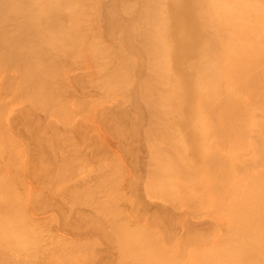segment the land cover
<instances>
[{
  "label": "bare ground",
  "instance_id": "obj_1",
  "mask_svg": "<svg viewBox=\"0 0 264 264\" xmlns=\"http://www.w3.org/2000/svg\"><path fill=\"white\" fill-rule=\"evenodd\" d=\"M84 1V0H83ZM105 1V0H104ZM120 1V0H119ZM122 2H123V0H121ZM143 2V4H142V2L141 3H137V2ZM243 2H244V0H242ZM248 1H250V0H246V4H243L240 0H239V2L238 3H236V0H138L137 2H136V4H139V6L138 7H140V9L139 8H137V10H139L140 12H134V14L135 13H137L136 15H134L133 16V14H131V13H133V11H134V9H136L135 8V4H134V6H132L133 4L130 2V0L128 1V0H126V1H124L125 3V5L122 3V2H118L117 3V5L116 4H114L113 3V5H115V6H117V7H119V5H120V8H116V9H120V10H123V12H121V16H122V18L121 19H123L124 18V21L123 22H121L122 20H120L119 18L121 17L119 14H118V12H115V11H118V10H116L115 8H113V7H111V8H113V10L115 9V11H113L112 13L111 12H108V11H110V10H107L106 8H104V10L102 11L103 12V14H105V12L107 11V14H105V15H107L106 16V18L109 16V13H110V15L111 16H109V21H108V18L107 19H105V20H107V21H105L106 22V28H107V31L110 33H108L107 35H113V34H111L112 33V31L113 30H117L116 32H118L119 30V32L118 33H121L120 34V36L122 35V37H123V42H124V44H123V46H124V49H125V47H127L126 49L128 50V52H130V53H128L127 51H125V53L122 51H120L119 50V48H121L120 46H119V44H116L117 45V47H115V48H118V50H119V54L118 55H116V56H121L122 57V60L119 62L121 65H122V67H121V65L119 66L118 64H115L114 65V63L113 64H111L112 65V70H111V65H110V63H112V62H109L110 60H109V58H107L106 57V55L109 57V55L107 54V52L105 53V52H103V54H104V56H105V58L103 59L104 61V63L103 62H100L99 63V65H102L101 67H103V66H105V65H103V64H106V68H108L109 69V67H110V69L109 70H107V73H105L104 72V67H103V71L102 72H104L105 74L103 75V77L105 78V79H108V77L107 76H109V79H108V81H109V85H111V88H112V86H116L119 90H121V91H124V89H125V86H127V84H125V82L124 81H126L127 79H125V74L127 75V77L126 78H128L131 74H132V76H130L129 77V79H130V82H131V87L130 88H128V87H126V88H128V89H130V92H128L129 90H127V93H125V94H129V96L131 97L130 99H133L134 101V105L136 104V105H141V109L140 110H137V108L135 109L137 112H135V113H133V115H134V119H136L137 120V118H136V114H138V112H139V114L141 113H144V112H146V115L147 114H149L150 116H149V118H150V121H148L150 124L145 128L146 129V131H145V129H144V127L142 128V129H144V131H145V134H144V136L146 135V136H149V138L150 137H152L154 134L155 135H157V133L161 136V132H160V130L162 129V133L163 132H165L166 131V135L170 132V135L173 133V128L171 129V131H170V129L168 128V126H167V122L166 123H164L165 122V120H167V117H169L168 116V114H169V112L168 111H166L165 109H167L168 107H167V105H169V110L172 112V113H174L172 116H170L171 118L170 119H175L176 120V122H180V124L181 125H183L184 126V128H182L181 130H182V135H184L185 134V136H186V138L184 139V143L182 144L181 142H180V139H178V134H175V132L173 133V134H175L174 135V137L177 135V141L176 142H178V140H179V144L177 145L178 147H179V145H182L183 147H180V149H179V154H178V151H176L177 149L176 148H174V146H173V149H172V147H170L171 145H170V143L169 142H167V144L169 145V149H167L166 150V148H164L165 149V151H163V150H161V153L163 154H161V155H156L155 156V154H160V150H157L159 153H154V152H151L150 151V149H148L149 147H150V145L149 144H147V142H151L150 144H152V145H155V146H152V147H155L156 148V144L157 143H159L160 141H158V140H156V141H154V139L155 138H157V136H155V138H154V136L152 137V138H154L153 139V141H150V140H145L146 139V137H145V139H143V142L145 143V141H146V143H145V147H147V149L145 148V151L147 150H149V156H150V152H151V154L153 153V155L152 156H150L149 157V159L151 160V162L153 163V166H152V164H149L148 165V167H146L147 166V164L148 163H145V169L147 168V169H149L150 168V170H148V172H147V175H145L146 174V172L145 173H143L146 177H148V178H145L144 180H147V181H150V179L152 180V181H150L149 183L147 182L146 183V187H145V185H144V187L145 188H147V189H149L150 191H149V193H151V195L150 196H148V197H154L155 198V196H152V194L154 193V194H156L157 196H160L161 194H159V192H157V193H155V191H153V190H155V186L157 185V183H156V181L160 184V182L161 183H164L165 185H162L163 187H165L164 189H166L167 187H166V184L168 185L169 183L170 184H172L173 186H174V188H177V187H185V188H187V192L189 193V195H190V199L192 198L193 200H189V198L187 199V198H185L183 201H185L186 199L187 200H189V201H193L194 203H195V201H200L201 199H202V201L203 200H205V194L206 193H208L209 192V195L211 194V197H209V198H211V201H208L209 203L207 204V205H209L210 204V206H211V203H212V201H213V199H214V195H215V191L217 192L216 194L217 195H215L216 196V207L217 208H219L220 209V211H221V214L225 217L224 219H223V227L225 228V230H224V234L221 232V234H222V236H220V238L218 239V240H212L211 242H212V244H211V246L207 249V251H199V249H201V250H203V249H205V247L203 248V247H201V240H202V238H200V236H199V238L201 239V240H199L200 241V244L199 243H197V242H199V241H195L196 242V244H199L198 246L199 247H201V248H199V247H197L196 248V250H197V252L196 253H193V251L195 250V248H193L192 247V245H191V247L194 249L193 251L192 250H189L188 251V253L189 252H191V254L189 255V256H195V254H197L198 252H200L201 253V257L203 258V256H204V254H205V260H204V264H264V129L262 130V129H260L259 127V125H258V128H259V130L258 131H256L257 130V126H255V127H253L254 129H252L251 128V125L252 124H257V123H254V121H255V118H254V116L256 115V113H259L260 111H258V110H261V114H262V112L264 113V104H262L263 102H261L260 103V101H259V105L260 104H262L263 105V107H261L260 108V106H262V105H258L257 107V109H256V107H254V105L253 106H251V104H250V106H249V102L248 101H245V103H244V101H241L242 103L241 104H243L244 103V105L243 106H240L241 107V109H243V111L242 110H240V108H239V100L236 98V96H237V93L241 90V91H243V90H245L246 89V91H248V93L249 94H247V92H246V95H249L248 97H250V94H252L253 95V92L255 93L256 91H257V89H255L256 87H260L261 85H263L262 83H257V77H259L258 75V73L256 72V73H254L256 76H254L253 77V71H257V69H258V67L260 68L261 67V65H262V67L261 68H263L264 69V66H263V64H261V65H259L258 63H257V61L256 60H258L259 59V57L260 56H262V57H260V59L261 58H263L264 57V41L262 42V44L260 43V39L262 38V37H258V39L256 40V43L258 42V44L257 45H263L262 47H260V46H255V49L258 51V54H260L259 56L258 55H256V50H253V48H254V45H253V41H254V44L256 45V43H255V40H251L252 42L251 43H249V41L248 40H245V45H244V47L247 45V47H245V48H248V51L249 52H246L247 51V49L244 51V49H243V51L242 50H240V49H242L241 47H239V46H241L242 45V43L244 42V40H242V38L245 36V35H247V38L246 37H244L245 39H248V37H249V40H250V36H251V32H253L254 30H253V28L251 27L252 26V23L254 22V20H253V22L251 23V21H252V19H251V17H249L248 18V13H247V15L246 14H244L245 16H247L246 18H248L247 20H245L246 18H244V15H243V13H242V10H243V6L246 8V6H247V8L250 6V5H252L251 3H249ZM252 1V3H253V5L252 6H254L255 4H257L260 0H251ZM258 1V2H257ZM261 1H263V3L262 4H264V0H261ZM73 2H77V5H78V7L76 8V7H73L74 5H72V4H74ZM86 2V1H85ZM94 1H92V3H93ZM97 2V1H96ZM95 2V3H96ZM111 2H113V1H110V3ZM79 3V4H78ZM109 3V2H108ZM109 3V4H110ZM123 4V6L122 7H124V8H121V5ZM134 3H135V1H134ZM260 3V4H261ZM88 3H86V5H87ZM91 3L89 2V5H90ZM94 4V3H93ZM127 4V5H126ZM131 6V7H134V8H132L133 9V11L131 10V7H129L128 8V6L129 5ZM132 4V5H131ZM142 4V5H141ZM76 4H75V6H77ZM84 8V7H86L84 4H82V2H80V1H77V0H0V60L1 61H3L4 59V61H6L7 63H8V65H7V63H5V64H3L4 62H0L1 64H0V66H1V68H2V66L3 65H5V66H8V68H9V64H13V66L11 65L10 67L12 68V67H14V65L16 66V68L19 66V67H21V69L20 68H17V70H15V71H17V73H19V72H21V73H23V75H24V73H26L25 75L26 76H21V73H19L20 74V79L22 80L23 79V81H21L20 79V81L21 82H28V81H30L29 79H32L31 81H35V84H37L39 81H47V80H49L50 79V77H52V75H53V72L55 71V70H57V69H62V68H60V66L58 65L57 66V64H56V66L58 67H56L55 66V64L54 63H52L54 60H53V57H55L54 59H55V63H58L59 62V64H61L62 63V65H63V62H61L60 63V61H58V60H60V57H61V59H62V57H63V60L64 59H66L68 56L65 54V53H67V54H72V53H77V52H81L82 50H81V47L78 49V47L79 46H81V44L79 45L78 44V47H77V44H75L74 42L75 41H77V43L79 42L78 41V39H79V37L83 34H85L84 32H86V31H88L87 29L90 27L87 23H86V25L87 26H89V27H87V28H85L84 29V27L83 26H86L85 24H81V23H79V20H77L78 21V23H76L75 21H74V16L75 15H78L79 13H77V12H79V10L82 8L81 6ZM98 5V4H97ZM112 5V6H113ZM141 5V6H140ZM258 5V4H257ZM257 5L256 6H254L255 8L257 7ZM71 6V7H70ZM110 6H111V4H110ZM114 6V7H115ZM79 7H81V8H79ZM97 7V9H98V6H96ZM95 7V8H96ZM125 7H126V9H129V11L127 10V11H125L126 9H125ZM251 7V6H250ZM79 8V9H78ZM81 9V10H88L87 8L85 9ZM93 8V7H92ZM246 8V9H247ZM253 7H251V9H252ZM259 8V7H258ZM89 9H91V8H89ZM96 9V10H97ZM257 9V8H256ZM256 9L254 10V13H255V11H256ZM68 10V11H67ZM112 10V9H111ZM120 10H119V12H120ZM253 10V9H252ZM251 10V11H252ZM65 11H67L68 12V14L70 15V16H68V14H66V12ZM132 11V12H131ZM136 11V10H135ZM251 11H249V12H251ZM64 12H65V16H66V21H67V19H68V17H69V20H70V23H68V22H66V24H67V28H64L63 26V24H65V23H63V22H60V20H62V16H64V15H62V13L64 14ZM100 12H101V10H100ZM100 12H99V14H100ZM114 12L116 13L115 15H117L116 17L114 16ZM126 12V13H125ZM130 12V14H131V17H128V15H130V14H128ZM125 13V14H124ZM138 13H139V18H138ZM262 13H264V12H262ZM81 14V13H80ZM123 14H124V16H123ZM128 14V15H127ZM260 14V16L262 17V15H261V12L260 13H258V15ZM60 15H62V16H60ZM82 15V14H81ZM101 15V14H100ZM119 15V16H118ZM257 15V14H256ZM83 16V15H82ZM103 16V15H102ZM126 16H127V18H130V19H128V21H129V23L127 22V23H125L127 20L125 19L126 18ZM136 17L137 16V18H134L133 19V17ZM249 16H252V14L250 13V15ZM259 16V17H260ZM61 17V18H60ZM87 16H85V22L87 21V18H86ZM115 17V18H114ZM119 17V18H118ZM59 18H60V20H59ZM77 18L79 19V18H82V17H80V16H77ZM88 18H89V16H88ZM118 18V19H117ZM253 18V17H252ZM258 17H256V19H257ZM263 19H264V17H262ZM113 19V20H112ZM132 19V20H131ZM135 19L137 20V21H135ZM250 19V21H248ZM260 19V18H259ZM12 20V21H11ZM64 20H65V18H64ZM131 20V21H130ZM134 20V21H133ZM83 21V20H82ZM81 21V19H80V22H82ZM101 21H103V20H101ZM256 21V23H258L257 22V20H255ZM8 22V23H7ZM12 22L13 23H15V25H16V29L15 28H13V27H10V25L12 24ZM75 22V23H74ZM84 22V23H85ZM89 22V21H88ZM136 22V23H135ZM5 23V24H4ZM90 23V22H89ZM122 23H125V24H122ZM262 23H264L263 21H262ZM4 24V25H3ZM9 26H8V25ZM62 24V25H61ZM66 24H65V27H66ZM83 25L82 27L79 25L77 28L79 29V27L80 28H82V29H84V31H83V33H81L82 32V30H78L77 28H75L74 26L75 25ZM247 24H251L250 26H248V27H251V29H249L248 27V30H244V26H246ZM69 25V26H68ZM102 25V24H101ZM8 26V30L7 31H5L3 28L4 27H7ZM104 26V25H103ZM253 26H254V24H253ZM257 26V25H256ZM259 26V25H258ZM262 26H264L263 24H262ZM92 27V26H91ZM10 28V29H9ZM14 30H16L17 32H16V34H14V32L15 31H13V29ZM242 28H243V30H242ZM258 28H260V27H258ZM12 29V31L10 32L9 30H11ZM90 29V28H89ZM105 29V28H104ZM103 29V30H104ZM119 29V30H118ZM256 29V28H255ZM95 30H97L98 31V29H94L93 30V34H94V32H95ZM251 30V31H250ZM253 30V31H252ZM260 30V29H259ZM48 31H50L51 33H48ZM78 31H80V33L78 32ZM96 31V32H97ZM105 31V30H104ZM107 31L105 32V35H106V33H107ZM246 32L247 34H244V32H243V36L240 34V32ZM247 31H250V35L248 34L249 32H247ZM103 32V31H102ZM115 32V31H114ZM12 33V34H11ZM19 33H22L21 35H19ZM97 33H99V32H97ZM253 33H256V32H253ZM92 34V32L90 31V35ZM104 34V33H103ZM82 35V36H83ZM89 35V36H90ZM100 35V34H99ZM106 35V36H107ZM236 35H241L242 36V38H239V37H237V38H239V39H241V41H243V42H240V44L239 45H237L236 44V47L238 48V49H234V47L232 46V45H235L234 44V41L237 39V38H234V36L236 37ZM249 35V36H248ZM261 35V34H260ZM82 36L80 37V38H82ZM88 36V35H87ZM103 36V35H102ZM114 36V35H113ZM112 36V37H113ZM232 36H233V39H232ZM240 36V37H241ZM263 36V35H262ZM84 37H85V35L83 36V39H84ZM91 37V36H90ZM95 37V36H94ZM109 37H111V36H109ZM122 37H120V38H122ZM254 37H255V34H254ZM89 38V37H88ZM115 38V37H114ZM114 38H112L113 40H114ZM119 38V39H120ZM251 38H253V37H251ZM260 38V39H259ZM83 39H81V40H83ZM93 39L94 38H92V41H93ZM100 39V38H99ZM111 39V38H110ZM111 39V40H112ZM239 39H237V40H239ZM255 39V38H254ZM264 39V38H263ZM81 40H80V42H81ZM232 40H234V41H232ZM260 40V41H259ZM71 41V42H70ZM247 41H248V43H247ZM235 42H237V41H235ZM95 43V42H94ZM118 43V42H117ZM120 43H122V41L120 42ZM97 44H100V45H98V48H95L96 50L97 49H101L102 50V47H101V43L98 41L97 42ZM97 44H94V46L95 45H97ZM244 44V43H243ZM74 45H76V46H74ZM115 45V46H116ZM253 46V48H251L250 46ZM72 46H73V49H72ZM92 47H93V45H91ZM119 46V47H118ZM250 48H249V47ZM91 47V48H92ZM97 47V46H96ZM108 47H110V46H108ZM232 47H233V49H232ZM243 47V46H242ZM69 48V49H68ZM77 48V51L75 50ZM94 48V47H93ZM113 48V47H112ZM110 49V50H112L113 52H115L114 51V49L115 48H113V49ZM258 48H260V49H258ZM231 49H232V51H235V50H237V53L236 52H234L236 55H232L231 53H232V51H231ZM251 49V50H250ZM80 50V51H79ZM88 50H90V48L88 49ZM96 50H94V52H96ZM101 50H100V52H101ZM104 50V49H103ZM121 50H123V49H121ZM241 52V56L243 57L244 56V58H246V59H244V58H242L241 56H239L240 55V52ZM91 51V50H90ZM90 51H88V52H90ZM99 51V50H98ZM97 51V52H98ZM231 51V53H230V55L231 56H235V57H233V59H231V57L229 58V56H228V58H229V60L230 61H226L225 60V62H227L228 63V65L229 64H232L233 66L235 65V63L237 62V61H239L238 59V57H240L241 59H242V61H239V63H241V64H239L238 62V64L241 66H239V65H235L234 66V68H233V66H230L231 67V70H229V72L230 71H232V72H230V74H228V75H230V76H232L233 77V75H234V78L236 79H234V78H232V82H235V81H237V82H235V84L233 83H231V82H229V83H227V82H225V80L223 79L224 78V76H223V73L225 74V72H226V70L223 72V70L224 69H226L225 67H226V65H225V67H223L222 68V65H220V62L221 61H223L222 59L224 58L223 57V55H225L226 56V58H227V53L228 52H230ZM252 51V52H251ZM254 51V52H253ZM262 52V53H260V52ZM121 52V53H120ZM238 52H239V54H238ZM243 52V53H242ZM248 53V54H246V53ZM116 53H117V51H116ZM116 53H114L113 55L115 56V54ZM233 53V54H234ZM244 53H245V55H244ZM250 53H255V55H256V57L254 56V54L252 55V54H250ZM56 54V55H55ZM60 54V55H59ZM67 56V57H64L65 55ZM74 54H73V57H74ZM82 54V53H81ZM100 53H98L97 55H98V57L99 56H101V55H99ZM101 54H102V52H101ZM102 54V55H103ZM120 54H130V55H120ZM131 54H133V56L131 55ZM62 55V56H61ZM77 55H79V54H77ZM94 55V54H93ZM248 55V56H247ZM252 55V56H251ZM9 58H8V57ZM53 56V57H52ZM76 56V55H75ZM80 56H82V55H80ZM96 56V55H95ZM132 57V58H130V57ZM124 57V58H123ZM220 57H223V58H220ZM249 57V59H251V57H255V58H257L255 61H256V64H258L256 67H254V68H252V69H256V70H252V71H250L249 72V69L252 67H250V61H252V60H249V62H248V58ZM7 58V59H6ZM28 58V60H26ZM34 58H36V60H33ZM52 58V59H51ZM57 58H59V59H57ZM71 58H72V56H71ZM78 58V57H77ZM80 58V57H79ZM103 58V57H102ZM101 58V59H102ZM114 58H116V57H114ZM235 58L237 59V61L235 60ZM3 59V60H2ZM8 59H11L12 60V62H11V60H9L10 61V63H9V61H8ZM33 60L32 62H37V61H39V62H37L36 63V67H35V69L33 70V64H32V62H29L30 60ZM38 59V60H37ZM68 60L70 59V57L69 58H67ZM97 59V58H96ZM108 59V61L107 62H109V64H107V62H106V60ZM118 59H119V57H118ZM26 61V63L27 62H29L28 63V65H25L24 64V62L23 61ZM50 60L52 61V62H50ZM56 60H57V62H56ZM63 60H61V61H63ZM80 60V59H79ZM94 60V59H93ZM232 60H233V63H231L232 62ZM247 60V62L250 64V65H248V63L247 64H245V69H244V63H245V61ZM74 61H75V59H74ZM100 61V60H99ZM236 61V62H235ZM244 61V62H243ZM254 61V60H253ZM254 61V62H255ZM258 61H260V60H258ZM263 61V60H262ZM261 61V62H262ZM43 62H46V65H45V63H43ZM47 62H49V63H47ZM71 62V61H70ZM76 62H78L77 60H76ZM75 62V63H76ZM83 62V61H82ZM82 62H81V64H82ZM254 62H252V64L254 63ZM22 63H23V65H24V67H23V65H22ZM30 63H31V65H30ZM38 63H39V65H38ZM44 64V66H43V64ZM84 63V62H83ZM96 63H98L97 61H96ZM221 63H224V62H221ZM40 64H42V65H40ZM50 64V65H49ZM52 64H54V67H51V65ZM77 64V63H76ZM32 67V69H31V67ZM96 65V64H95ZM107 65H108V67H107ZM110 65V66H109ZM118 65V68L116 67ZM227 65V66H228ZM243 65V66H242ZM246 65L247 66H249V67H246ZM255 64H253V66H254ZM26 66H27V68H29V69H26ZM44 68H43V67ZM48 66V68H54L55 69V67H56V69L55 70H53V71H51L52 72V75L50 76H48V74L49 73H51L50 72V69H46V67ZM67 66H69V64L67 65ZM140 67V69H141V71L143 72V68H144V70L146 69V73H144L145 74V76L143 77V75H142V78L139 76V77H137V75H135V71L134 70H136V71H139L140 69H139V67ZM39 67V68H38ZM120 67V68H119ZM229 67V66H228ZM236 67V68H235ZM240 67V68H239ZM0 68V69H1ZM10 68V69H11ZM16 68H14V69H16ZM40 68H43V69H40ZM106 68H105V70H106ZM135 68H137V69H135ZM260 68V69H261ZM10 69H9V71H10ZM18 69H20L19 71H18ZM24 69V71L25 72H22V70ZM38 69V70H37ZM40 69V70H39ZM45 69H46V71H45ZM67 69V68H66ZM102 69V68H101ZM131 69H133V70H131ZM223 69V70H222ZM228 69V68H227ZM233 69V70H232ZM234 69H235V71H236V69H241V71H239V73L240 72H242V73H240V75H239V73H238V71L237 72H235L234 71ZM248 69V70H247ZM259 69V70H260ZM262 69V70H263ZM5 70V67H4V69L2 70V71H4ZM29 70V71H28ZM33 70V71H32ZM43 70H44V72H43ZM47 70H49L48 72H47ZM60 70H57V72L59 73V71ZM96 70V69H95ZM110 70H111V74H110ZM121 70H123L122 72H124V73H122L121 72ZM128 70H131V73H129L128 72ZM243 70V71H242ZM258 70V71H259ZM31 71V72H30ZM37 71V72H36ZM40 71H42L43 72V75H45L44 77H40L41 75H38V74H41L40 73ZM62 71V70H61ZM100 70H98V72H99ZM132 71H134L133 73H132ZM141 71H139L140 73H141ZM245 71H247V72H249V74L247 73V72H245ZM46 72V73H45ZM95 72V71H94ZM97 72V73H98ZM108 72H109V75H107L108 74ZM139 72H136V74H138L139 75ZM235 72V74H237V76L235 75V74H233ZM245 72V73H244ZM34 73H35V76H31V77H29V75H34ZM37 73V74H36ZM54 73H56V72H54ZM129 75H128V74ZM143 73H141V74H143ZM231 73H232V75H231ZM253 75H252V74ZM122 74H124V76L122 75ZM226 74V75H227ZM248 74V75H247ZM258 74V75H257ZM37 75H38V79L39 78H43L42 80H38L37 79ZM47 75V76H46ZM56 75H57V73H56ZM56 75H55V78H58V76L56 77ZM97 75H99V74H97ZM101 75V74H100ZM99 75V76H100ZM135 75V80L136 81H131V80H133L134 79V76ZM227 75V76H228ZM241 75H243V76H245V77H240ZM246 75L248 76V77H250L251 75V77L249 78V79H247L248 77H246ZM261 75V74H260ZM264 75V74H263ZM262 75V76H263ZM60 76H62V75H59V78H60ZM84 76V75H83ZM99 76L97 77L98 78V80L100 81L101 80V78H102V76H100V78H99ZM236 76V77H235ZM22 77V78H21ZM33 77V78H32ZM46 77V78H45ZM75 77V76H74ZM107 77V78H106ZM229 77V76H228ZM227 77V78H228ZM237 77H238V79H237ZM240 77V78H239ZM253 77V78H252ZM25 78V79H24ZM28 80H27V79ZM53 79H54V75H53V77H52ZM50 79L51 81H47L46 82V84H48V83H51V84H53L54 82L55 83H57V80H53V79ZM62 78H63V76H62ZM76 78H77V76H76ZM81 78V77H80ZM79 78V79H80ZM96 78V77H95ZM103 78V80H101L102 82H104V79ZM230 78V77H229ZM243 79V82L244 81H246V79H247V81L248 82H242V79ZM256 79V82H255V84L257 83L258 85H260V86H255L254 87V83H253V80L252 79ZM8 79V78H7ZM16 79V78H15ZM125 79V80H124ZM225 79H226V77H225ZM235 81H234V80ZM241 79V80H240ZM245 79V80H244ZM251 79V81H249ZM259 79H261V77H259ZM6 80V79H5ZM54 82H53V81ZM60 80V79H59ZM59 80H58V82H59ZM95 80V79H94ZM224 80V82H222ZM227 80V79H226ZM262 80V79H261ZM8 81H12V80H8ZM63 81V80H62ZM97 81V80H96ZM127 81H129V80H127ZM127 81H126V83H127ZM231 81V80H230ZM242 82V85L245 87L244 89H241L239 86H241L240 84H239V82ZM263 81V80H262ZM19 82V81H18ZM53 82V83H52ZM124 82V83H123ZM129 82V83H130ZM135 84V88H133L134 87V85L132 86V84L133 83ZM252 83V84H250V87H252V91L253 90H255V91H251L250 90V92H249V90H247V88H246V86L248 85L247 83ZM261 82V81H260ZM7 83V82H6ZM55 83H54V85H55ZM60 83V82H59ZM79 83V82H78ZM81 83V82H80ZM86 83H87V81H86ZM94 83V82H93ZM108 82H105V85H103V83L101 84V86H102V89H103V87L105 86V88L107 89V87H106V84H107ZM125 84V86L123 85V84ZM23 83H20V85H22ZM65 84V83H64ZM64 84L62 85V83L61 84H56L55 86L57 87H59V86H63V88H64ZM82 84V83H81ZM80 84V85H81ZM99 83L97 82V85H98ZM229 84V85H228ZM238 84H239V86H238ZM256 84V85H257ZM1 85V84H0ZM8 85V84H7ZM12 85V84H11ZM14 86H15V83L13 84ZM12 85V86H13ZM42 85H44V84H40V85H38V87L36 88V90H34L35 88H33L32 86H29L28 87V89H30V90H32V92L29 90V94H27V95H29L30 97V101H31V99H32V101L31 102H34V103H36V104H39V105H41V106H44L45 108L46 107H53L54 106V103H56V104H58L59 103V105H61V103H60V101H62V102H64V101H66V99L64 98L63 100L61 99L60 100V98L62 97H59V92L61 91V92H63L62 90H61V88H62V86L61 87H59L60 89H58L57 90V88H56V90H57V94H56V92L54 93V92H51V90H52V88H48V89H50V93H48L46 90H48V89H46V90H44L45 92H43V91H41V90H39L38 88L40 87V88H42ZM93 85V84H92ZM95 85V84H94ZM123 85V86H122ZM25 85L23 84L22 86H20V88H22V87H24ZM26 86H28V84L26 85ZM46 86V85H45ZM68 86V85H67ZM72 86H74V85H72ZM77 86H79L78 84H77ZM76 86V87H77ZM83 86V85H82ZM96 86V85H95ZM99 86V85H98ZM98 86H96V87H98ZM235 86V87H234ZM237 86V87H236ZM5 87V86H4ZM18 87V86H17ZM123 87V88H122ZM247 87H249V86H247ZM12 88V87H11ZM16 88V87H15ZM14 88V89H15ZM25 88V89H24ZM24 88H22L23 90H27V88L26 87H24ZM33 88V89H32ZM62 88V89H63ZM65 88H67V87H65ZM64 88V89H65ZM68 88H69V86H68ZM75 88V87H74ZM101 88V87H100ZM133 88V89H132ZM237 88V89H236ZM238 88H240V89H238ZM243 88V87H242ZM3 89V88H2ZM5 89V88H4ZM17 89V88H16ZM21 89V90H22ZM38 89V90H37ZM113 89V88H112ZM123 89V90H122ZM251 89V88H250ZM263 88L261 87V90H262ZM10 90V89H9ZM65 90H67V89H65ZM77 90V89H76ZM82 90V89H81ZM105 90V89H104ZM117 90V89H116ZM2 91H5V90H2ZM12 91V90H11ZM15 91V90H14ZM36 91V92H35ZM38 91H41L42 92V95H43V93H44V96H45V94H46V92H47V95H51V93L52 94H56L55 96H57V97H53L54 95H51L52 96V99H50V100H52L51 102L49 101H47L46 99H44V101H42L43 99H41V98H43V96L41 95V92H39L40 94H38V95H41V96H37L36 94H37V92ZM53 91H55L54 89H53ZM79 91V90H78ZM78 91H76V93H78ZM240 91V92H241ZM260 91V89L258 88V92ZM30 92H31V94H30ZM125 92H126V90H125ZM215 92V93H214ZM219 92V93H218ZM244 92V91H243ZM244 92V93H245ZM3 93V92H2ZM34 93H36V94H33ZM65 93V92H64ZM75 93V94H76ZM218 93V94H217ZM243 93V94H244ZM9 94V93H8ZM12 94V93H11ZM26 94H23V95H26ZM239 94V96H237V97H239V98H241L240 97V95L242 94V92L241 93H238ZM263 94H264V91H263ZM33 95V96H32ZM35 95H36V97H35ZM60 95H61V93H60ZM64 95V94H63ZM245 95V94H244ZM255 96V98L257 97L256 96V94H254ZM257 95H258V93H257ZM49 96H47L48 98H50ZM128 96V95H127ZM127 96H126V98H127ZM26 97V96H25ZM31 97H33V98H31ZM34 97H35V99H34ZM37 97H41L40 99H38ZM70 98H71V96H69ZM68 97V98H69ZM76 97H78V95H76ZM262 97V96H261ZM264 97V96H263ZM13 98V97H12ZM39 100V101H42V103L40 104V103H38V102H36L37 101V99ZM54 98H56L57 99V101L55 102V99ZM216 99V102L214 101L215 99ZM235 98V99H234ZM243 98V97H242ZM251 98H253L252 96H251ZM255 98H254V100H255ZM58 99L60 100V101H58ZM130 99H128V101H130ZM214 99V100H213ZM258 99V98H257ZM257 99L255 100V101H257ZM260 99V98H259ZM35 100V101H34ZM49 100V99H48ZM125 100V99H124ZM220 101L221 100V102H218V101ZM242 100V99H241ZM252 101H253V99H251ZM263 100V98L261 99V101ZM14 101V100H13ZM27 101H29V100H26V102ZM47 102V106L46 105H43V104H45V103H43V102ZM76 101H78V99L76 100ZM127 100H126V102H128ZM211 101H213V102H215L214 103V105H213V103L211 102ZM235 101H237V105H236V103H235ZM117 102V101H116ZM133 102H132V104H133ZM222 102H223V104H222ZM246 102H247V104H246ZM29 103V102H28ZM48 103H50L49 104V106H48ZM66 103V102H65ZM79 104H80V102H78ZM83 103H84V101H83ZM122 104H123V102H121ZM125 103V102H124ZM131 103V101L129 102V104ZM212 103V104H211ZM219 103H221L222 104V107L223 108H225V107H227L228 108V110L229 109H232L233 107L232 106H235L236 108H234V110L235 111H237V109H238V112H239V110L242 112V115L243 116H239V118H238V115L240 114V112H239V114H237V112L234 114L233 113V116H231L232 115V113H231V117H229L230 119L231 118H233V120L235 119V117H237L238 118V120H237V122H235V123H237V125H232V124H234V121L232 122H230L229 121V119L227 118V115H228V113L227 112H229V111H227L226 112V114L227 115H223L222 116V111H224L223 109H222V107L220 106L221 104H219ZM251 103V102H250ZM32 104V103H31ZM52 104V105H51ZM64 104V103H63ZM62 104V106L64 107V108H66L67 107V103L65 104V105H63ZM79 104L77 105L78 107H79ZM85 104V103H84ZM114 104V103H113ZM213 105L214 107H212L211 105ZM219 104V105H218ZM7 105V104H6ZM28 105V104H27ZM59 105H55V109H56V111H57V108L59 107L60 108V106ZM74 105H75V103H74ZM81 105H83V104H81ZM125 104H123V106H124ZM135 105V106H136ZM164 105H166V106H164ZM218 105V106H217ZM225 105V106H224ZM228 105H232L231 107L229 106L228 107ZM247 105V106H246ZM8 106V105H7ZM23 106V105H22ZM61 106V107H62ZM126 106V105H125ZM128 106V105H127ZM131 106V108H133L134 109V107H132L133 105H130ZM129 106V107H130ZM201 108H200V107ZM221 107V109H222V111H221V109L219 108H217V107ZM238 106V107H237ZM256 106V105H255ZM77 107V108H78ZM116 107V106H115ZM138 107V109L140 108V106H137ZM163 107H166V108H163ZM243 107H245V112L246 111H248L247 113H244V108ZM248 108V110H247V108ZM5 108V107H4ZM26 108V107H25ZM30 108V107H29ZM33 108V107H32ZM31 108V109H32ZM58 108V109H59ZM68 108V107H67ZM76 108V109H77ZM86 108V107H85ZM116 108H118V107H116ZM119 108H121V107H119ZM130 108V109H131ZM212 108H213V111H212ZM217 109L216 111H215V109ZM227 108H225L226 110H227ZM252 108V109H251ZM3 109V108H2ZM27 109V108H26ZM36 109V108H35ZM40 109V108H39ZM43 109V108H42ZM70 109V108H69ZM68 109V110H69ZM84 109V108H83ZM133 109H131V111L133 110ZM255 109V110H254ZM1 110V109H0ZM19 110H24L23 108L21 109H19ZM28 110V109H27ZM51 110H53V108L51 109H49V112H51ZM72 110V109H71ZM79 110V109H78ZM104 110V109H103ZM109 110V109H108ZM116 110V109H115ZM122 110V109H121ZM124 110H125V108H124ZM128 110V107H127V109H126V111ZM143 110V111H142ZM234 110H232V112L234 111ZM250 110V111H249ZM251 110H252V112H251ZM58 111H63L62 109L61 110H58ZM58 111L55 113L56 115H59L58 114ZM76 111V110H75ZM86 111V110H85ZM99 111V110H98ZM102 111V110H101ZM107 111V110H106ZM206 111H208V114L210 113V111H212V113L213 114H215L216 116H214L215 117V120H214V118H213V116L211 115V116H209V117H212L213 119H212V121H211V119L209 120V117L207 116V114H205V112ZM218 111H220L221 112V114L218 112ZM234 111V112H235ZM256 111H258V112H256ZM45 112V111H44ZM49 112L47 113V114H49ZM54 111H52V113H53ZM65 112H67V114H70L67 110L65 111ZM78 112V111H77ZM109 112V111H108ZM114 112V111H113ZM124 112V111H123ZM167 112H168V114H167ZM215 112V113H214ZM256 112V113H255ZM5 113V112H4ZM28 113V112H27ZM82 113V112H81ZM102 113V112H101ZM112 113V112H111ZM110 113V114H111ZM119 113H121V112H118V115H117V120H118V122L117 123H119V119L120 120H127L128 121V118L132 115L131 114V112H130V110L128 111V112H124V115L125 116H122V114L123 113H121V116L119 117ZM126 113H127V115L129 116V114L128 113H130L131 115L127 118V115H126ZM165 113V114H164ZM180 113V115L178 116V114ZM203 113H204V115H206L208 118H207V121L206 122H212V124L209 122L208 123V125L210 126V124H211V127L212 128H210L209 127V130L210 129H212L210 132H212L213 131V133H215L216 132V129L215 128H219V129H217V133H215L213 136H214V138L216 139V138H218L219 139V141L220 140H222L221 142H222V144L223 143H226V145L229 143V145H228V147H230L232 144V139L233 138H235V139H233V144H234V142L237 140V138H238V142H239V144L237 145L238 146V148H239V152H241V155L240 154H237L236 153V151L238 152V148H237V146H236V144L234 145V147L233 146H231L232 147V150H234V149H236V151L233 153L232 152V150H231V147L230 148H227V146L226 145H222V146H224V148L221 146V142H219L220 144H217L218 143V139L217 140H215V139H213V140H215L214 142H215V144H217L218 145V147H217V149L219 148V146H220V149L221 150H224V151H226L225 153H226V155L224 156L223 154L224 153H222V155L224 156V157H221L222 155L221 154H219V150L220 149H214V151L213 150H211L213 147L210 145L211 143H208V145L206 144V142H208V139L207 140H205L206 142H204V141H201L202 140V138H201V140H200V136H198V135H195V137H194V134L195 133H199V134H201L202 133V135H204L203 134V132H205V118H204V116H203ZM207 113V112H206ZM211 113V114H212ZM245 115H244V114ZM255 113V114H254ZM22 114H23V112H22ZM24 114H25V112H24ZM32 114V113H31ZM61 114H64L63 112L61 113ZM114 114V113H113ZM113 114H111L112 116H113ZM116 114V113H115ZM139 114H138V116H139ZM218 114V115H217ZM220 114V115H219ZM223 114H225L224 112H223ZM237 114V115H236ZM251 114V115H250ZM29 115H30V113H29ZM132 115V116H133ZM145 115V116H146ZM164 115H166L167 117H166V119H164L165 118V116ZM234 115H235V117H234ZM241 115V114H240ZM248 115H250V116H248ZM264 115V114H263ZM14 116H15V114H14ZM21 116V115H20ZM35 116V115H34ZM37 116V115H36ZM60 116H66V115H59V117ZM69 116H71V114L69 115ZM69 116H67V117H69ZM218 116V117H217ZM221 116H222V118H223V120L224 119H227L228 121L226 122V120H224V123H229V124H231V126H233V127H235V128H230L232 131H230L231 132V134L233 133V131H235V129L237 130V134H234V135H236L235 137H234V135L233 136H230L231 134H229L230 132H228L230 129H228L229 128V126L228 125H226V124H224L223 123V120H222V118H221ZM256 116H258V115H256ZM262 116V115H261ZM32 117V116H31ZM106 117V116H105ZM121 117H126V119L124 118V119H122ZM142 117H143V115H142ZM147 117V116H146ZM173 117V118H172ZM218 118V121H217V118ZM244 117H245V119H244ZM247 117V118H246ZM249 117L250 118H252V119H249ZM264 117V116H263ZM25 118H26V115H25ZM24 118V119H25ZM62 118V117H61ZM70 118V117H69ZM236 118V119H237ZM241 118V119H240ZM12 119V118H11ZM15 119V118H14ZM23 119V120H24ZM32 119H34V118H32ZM36 119V118H35ZM103 119V118H102ZM106 119V118H105ZM235 119V120H236ZM248 119V122L247 123H245L246 121L245 120H247ZM257 119V118H256ZM1 120V119H0ZM19 120V119H18ZM28 119H25V121H26V123L28 122L27 121ZM30 120V119H29ZM37 120V119H36ZM62 120H66V118H63ZM67 120H68V118H67ZM70 120H71V118H70ZM108 120V119H107ZM129 120H130V118H129ZM209 120V121H208ZM250 120V121H249ZM253 122H252V121ZM257 120H260V118H258ZM262 120V119H261ZM260 120V121H261ZM13 121V120H12ZM15 121H16V119H15ZM51 121V120H50ZM49 121V122H50ZM102 121V120H101ZM32 122V121H31ZM35 122V121H34ZM49 122H47V125H49L48 123ZM62 122V121H61ZM67 122H69V120L67 121ZM79 122V121H78ZM82 122V121H81ZM136 122V121H135ZM216 122V123H215ZM242 122H244L243 124H242ZM12 123V122H11ZM44 123V122H43ZM54 123V122H53ZM80 123V122H79ZM121 123H123L122 121H121ZM127 123V122H126ZM130 123H132L131 121L128 123L129 124V126L128 127H130L131 125H130ZM213 123H215V124H219V126L220 127H218V125H217V127H215V124H213ZM221 123H222V125L223 126H227V130L226 129H224L223 128V126H221ZM250 123H252V124H250ZM262 123H263V121H262ZM19 124V123H18ZM22 124V123H21ZM38 124V123H37ZM71 124V123H70ZM70 124H68L69 126H70ZM75 124V123H74ZM78 124V123H77ZM116 124V123H115ZM148 124V123H147ZM245 124V125H244ZM249 125V126H247V125ZM261 124V123H260ZM0 125H1V123H0ZM3 125V124H2ZM11 125V124H10ZM28 125L30 126L31 124H29V122H28ZM46 125V124H45ZM66 125V124H65ZM72 125V124H71ZM85 125V124H84ZM122 125V126H121ZM121 125H118L119 126V128H120V130H117V128H118V126H116V127H114V129H112V130H115L114 132H119V134L118 135H122L123 133H125V132H127V131H125V130H127V124L125 125V126H123L124 125V123L123 124H121ZM170 125H171V122H170ZM27 126V125H26ZM28 126V127H29ZM39 126V125H38ZM59 126V125H58ZM80 126V125H79ZM133 129L135 128L134 126H135V123H133ZM139 126V125H138ZM263 126V125H262ZM262 126H261V128H262ZM2 128L1 129H3L4 127L3 126H1ZM42 127V126H41ZM45 127V126H44ZM49 127L52 129L51 131L52 132H54V129L56 128V127H54L53 125L52 126H50L49 125ZM54 127V128H53ZM63 127V126H62ZM107 127V126H106ZM170 127V126H169ZM171 127H173V125L171 126ZM177 125L176 126H174V131H177ZM248 127V128H247ZM264 127V126H263ZM11 128V127H10ZM14 128V127H13ZM16 129H18L17 127H15ZM32 128V127H31ZM40 128V127H39ZM47 128V127H46ZM64 128H66L65 126H64ZM83 128V127H82ZM81 128V129H82ZM118 128V129H119ZM121 128H123V130L121 131ZM126 128V129H125ZM131 128V127H130ZM130 128H129V132L131 131L130 130ZM161 128V129H160ZM208 128V127H207ZM207 128H206V131H207ZM256 128V129H255ZM0 129V130H1ZM15 129V130H16ZM20 129V128H19ZM24 129V128H23ZM35 129V128H34ZM34 129H31V130H34ZM36 129H38V127L36 128ZM43 129V128H42ZM63 129V128H62ZM81 129L79 130V132L81 131ZM213 129H215V132H214V130ZM224 129V130H223ZM250 129V130H249ZM13 130V129H12ZM11 130V131H12ZM27 130V129H26ZM50 130V129H49ZM71 129H68V132H67V130H63V131H66L67 133H71V131H70ZM77 130V129H76ZM77 130V131H78ZM83 130V129H82ZM87 130V129H86ZM225 130H226V132L229 134L228 136H227V133L225 134L224 132H225ZM262 130V131H261ZM3 131V130H2ZM56 131V130H55ZM59 131V130H58ZM84 131V130H83ZM94 131V130H93ZM121 131V132H120ZM125 131V132H124ZM143 131V130H142ZM167 131H168V133H167ZM179 131L180 130H178V132L177 133H179ZM224 131V132H223ZM255 132V133H257L256 135H260V136H258V137H260V138H258L259 139V141L257 140V147H258V149L256 148V151H257V153L255 152V150H254V154H252V155H254V157H253V160H254V158H255V162L254 161H252L251 159H252V157L251 158H248V157H250L251 155H250V153H248L250 156H248V154H246L244 151H249V152H251L252 150L250 149V144H252V143H249V141H251V140H248V135H250V134H248V132L249 133H251V132ZM1 132V131H0ZM26 132V131H25ZM34 132V131H33ZM37 132V131H36ZM85 132V131H84ZM87 132V131H86ZM91 132V131H90ZM90 132H89V135H90ZM113 132V133H114ZM123 132V133H122ZM160 132V133H159ZM209 132V133H210ZM240 133V135H239V133ZM262 133V134H260V133ZM1 133H4V132H1ZM13 133V132H12ZM17 133V132H16ZM45 133H46V131H45ZM50 133V132H49ZM120 133H122V134H120ZM134 133V132H133ZM213 133H211V135L213 134ZM14 134V133H13ZM28 134V133H27ZM38 134V133H37ZM43 134V133H42ZM57 134H59L58 132H57ZM72 134V133H71ZM75 134H76V132H75ZM82 134H84V133H82ZM87 134V133H86ZM85 134V135H86ZM109 134V133H108ZM107 134V135H108ZM129 134V133H128ZM245 134H248L247 136L245 135ZM2 136H3V138H5L4 137V135L3 134H1ZM17 135V134H16ZM20 135V134H19ZM32 135V134H31ZM33 135H34V133H33ZM33 135H32V137H33ZM77 135H79V133L77 134ZM81 135V134H80ZM79 135V136H80ZM92 135V134H91ZM90 135V136H91ZM96 135V134H95ZM125 135V134H124ZM123 135V136H124ZM127 135V134H126ZM142 135H143V133H142ZM158 135V136H159ZM181 135V134H180ZM179 135V136H180ZM206 135V134H205ZM210 134H209V136H211ZM239 135V137H237ZM245 135V136H244ZM253 135V134H252ZM255 135V136H256ZM2 136H0V137H2ZM6 136V135H5ZM28 136V135H27ZM36 136V135H35ZM38 136V135H37ZM48 136V135H47ZM51 136V135H50ZM62 136V135H61ZM64 136V135H63ZM133 136H134V134H133ZM140 136V135H139ZM143 136V137H144ZM159 136V137H160ZM163 136V135H162ZM161 136V137H162ZM207 137H208V134L206 135ZM213 136H211V139H212V137ZM215 136H217V137H215ZM225 136H226V139H227V141L226 142H223V141H225ZM229 136L231 137V138H229ZM241 136V137H240ZM244 136V137H243ZM25 137V136H24ZM23 137V138H24ZM39 137V136H38ZM38 137H35V138H38ZM40 137H41V135H40ZM40 137L38 138L39 139V141L38 140H36V142L38 141V142H41V140H40ZM75 137V136H74ZM98 137V136H97ZM111 137V136H110ZM116 137V136H115ZM161 137L159 138V139H161ZM204 137V136H203ZM229 138V140H228V138ZM9 138V137H8ZM7 138V139H8ZM26 138H28V137H26ZM42 138H43V136H42ZM41 138V139H42ZM50 138V137H49ZM52 138V137H51ZM54 138H55V140L57 139L58 140V138L60 139L61 137H56V135H54ZM208 138H210V137H208ZM243 138V139H242ZM245 138H247L246 139V141L248 140V142H246V144H244V140H245ZM7 139L6 140H4V144L7 142ZM25 139V138H24ZM30 139V138H29ZM46 139V138H45ZM48 139V138H47ZM63 139V140H62ZM93 139V138H92ZM98 139V138H97ZM151 139V138H150ZM158 139V138H157ZM203 139H206V138H203ZM34 140V139H33ZM44 140V138L42 139V141ZM54 140V139H53ZM54 140V141H55ZM65 140V141H64ZM86 140V139H85ZM84 140V141H85ZM145 140V141H144ZM164 140H166L165 138H164ZM168 141H169V139H167ZM231 140V141H230ZM235 140V141H234ZM14 141V140H13ZM26 141V140H25ZM24 141V142H25ZM31 141V140H30ZM52 142V144H54L55 142ZM61 141H64V142H62V143H60L61 145H64L63 143H67L68 141H71V140H69V138L67 139V137H65L64 136V138H61V140H60V142ZM120 141V140H119ZM175 141V140H174ZM211 141V140H210ZM8 142H9V140H8ZM72 142V141H71ZM70 142V143H71ZM87 142V141H86ZM142 142V141H141ZM152 142H154V143H152ZM231 142V143H230ZM2 143V142H1ZM0 143V144H1ZM10 143H12V142H10ZM26 143H28V142H26ZM29 143H31V142H29ZM66 143H65V145H64V148L63 149H65V147H66ZM69 143V142H68ZM67 143V144H68ZM97 143V142H96ZM128 143V142H127ZM172 144H173V142H171ZM181 143V144H180ZM241 143V144H240ZM247 143H248V146H250V147H248L247 146ZM259 143V144H258ZM14 144V143H13ZM42 144V143H41ZM41 144H38L36 147H38V146H41ZM48 144V143H47ZM46 144V145H47ZM51 144V146H54V145H52ZM56 144H57V142H56ZM60 144H57V145H60ZM72 145H74L75 143L74 142H72L71 143ZM125 144V143H124ZM134 144V143H133ZM165 144H166V142H165ZM243 144V145H242ZM1 145H3V144H1ZM6 145H8V144H6ZM6 145L4 146V147H6ZM26 145V144H25ZM30 145V144H29ZM36 145V144H35ZM43 146H45V144H42ZM68 145H70V144H68ZM71 145V146H72ZM76 145V144H75ZM75 145H74V147H75ZM127 145V144H126ZM125 145V146H126ZM138 145V144H137ZM144 145V144H143ZM143 145L141 146V147H143ZM158 145H161V143H159V144H157V146ZM167 145V146H168ZM240 145V146H239ZM244 145H246V146H244ZM40 147V149L42 150V152H41V150L39 149V147H38V149L37 150H40V156H39V159H40V157H41V155L44 153V147ZM68 147V150L70 149V148H72V147ZM77 146V145H76ZM209 146H211L210 148H209ZM236 146V147H235ZM243 146H244V148H243ZM10 144H9V147L7 146V148H4V151L6 150V149H10ZM25 147V146H24ZM46 147V146H45ZM56 147V146H55ZM59 147V146H58ZM78 147V146H77ZM77 147H75L74 149H76ZM97 147H99L98 145H97ZM133 147V146H132ZM245 147L247 148H249V150L248 149H245ZM3 148V147H2ZM44 148V149H43ZM47 148V147H46ZM95 148V147H94ZM119 148V147H118ZM131 148V147H130ZM26 149V148H25ZM31 149V148H30ZM52 149L54 150V148L52 147ZM80 149V148H79ZM85 149V148H84ZM83 149V150H84ZM134 149V148H133ZM173 150V152H172V150ZM226 149H229L228 151L226 150ZM240 149H242V151L240 150ZM245 149V150H244ZM71 150V149H70ZM72 150H73V148H72ZM90 150V149H89ZM93 150V149H92ZM127 150V149H126ZM144 150V149H143ZM244 150V151H243ZM251 150V151H250ZM51 151V150H50ZM62 151H64V150H62ZM65 151H67L66 149H65ZM85 151H86V149H85ZM102 151V150H101ZM130 151V150H129ZM182 151V152H181ZM216 151L218 152V154H216ZM246 151V152H247ZM3 152V151H2ZM7 152V151H6ZM6 152H5V154H6ZM47 152H49L48 150H47ZM47 152L45 153V155H47ZM59 152V151H58ZM69 153H71L70 155H71V157H72V159H70V155L69 156H67L66 154H65V152H63L64 154H65V157L67 156L68 158H69V161L70 160H72V161H75L76 159H78V158H76V157H74V154L75 153H77V152H75L74 153V150H73V154H72V152L71 151H68ZM97 152V151H96ZM123 152V151H122ZM228 152V153H227ZM238 152V153H239ZM4 153V152H3ZM30 153V152H29ZM37 153V152H36ZM93 153H95V152H93ZM93 153H92V155H93ZM147 153V152H146ZM229 153H230V155H229ZM233 153V154H232ZM236 153V155H234ZM242 153H245L244 155L242 154ZM34 154V153H33ZM49 154H50V152H49ZM48 154V155H49ZM54 154H56V153H54ZM145 154V153H144ZM185 155V157L186 158H184L182 155ZM255 154L257 155L256 157H255ZM28 155V154H27ZM30 155V154H29ZM36 155V154H35ZM44 155V157H46ZM47 155V156H48ZM60 157H59V154H57V156L59 157V159L61 158H64V156H63V154L60 152ZM73 155V156H72ZM78 155V154H77ZM79 155H80V153H79ZM88 155H90V154H88ZM91 155V157H94V156H92ZM100 155V154H99ZM146 155V154H145ZM237 155H240L241 156V160L243 161V160H245V158L244 159H242V157L243 156H245V155H247L248 157H246V159H249V161L251 162H254V163H250L249 164V166L248 165H246V164H244L242 161V164H244V165H241V163H239L240 162V157L238 158V156ZM6 156V155H5ZM14 156V155H13ZM31 156V155H30ZM34 156V155H33ZM63 156V157H62ZM96 156H98V155H96ZM95 156V157H96ZM187 156L190 158V162L188 161L187 162ZM235 156V157H234ZM35 157V156H34ZM38 157V156H37ZM43 157V156H42ZM73 157H74V160H73ZM78 157V156H77ZM94 157V158H95ZM237 157V158H236ZM7 158H10V157H7ZM68 158H66L67 160H68ZM145 159H147L146 157H144ZM30 159H32V158H30ZM29 159V160H30ZM34 159L35 158H33V161H34ZM38 159V158H37ZM47 159H48V157H47ZM57 158H55L54 159V157L52 158V160L54 161H50V164H51V166H52V164L53 163H55V161L57 162L58 160H56ZM65 159V158H64ZM64 159H62V161H64ZM65 159V161H67ZM79 159H80V157H79ZM78 159V160H79ZM82 159V158H81ZM141 159V158H140ZM149 159L147 160V161H149ZM239 160V162H238V160H237V162L239 163V167H242V166H245L246 168H243V173L242 174H240L239 176H236V178H238V180H240V183L237 185V183H238V180H236V178H235V176L233 177V174L235 175V173L236 172H234L235 170H233L232 171V169L234 168L233 166H234V163H237L235 160ZM49 160V159H48ZM51 160V159H50ZM78 160H76L77 162H79ZM113 160V159H112ZM179 160V161H178ZM234 160V161H233ZM9 161H11L12 162V160H9ZM28 161V160H27ZM42 161V160H41ZM41 161H39V162H41ZM62 161L60 162V160H59V162H57L58 164H56L55 163V165L54 166H59V165H61L62 164ZM72 161L71 162H69L68 164H66L67 162H65V163H63L64 164V166L66 167V165H67V170H68V168H69V164H71L72 163ZM75 161V162H76ZM98 161V160H97ZM116 161V160H115ZM146 161V160H145ZM181 162V163H184L183 165L182 164H180V163H178V165L181 167V168H178L177 167V163L176 162ZM196 161H197V164H196ZM246 161V160H245ZM249 161L247 160L246 162H247V164L249 163ZM35 162V161H34ZM45 162V161H44ZM44 162H42L43 164H44V166H43V164L42 163H38L39 165H40V168H39V165H37L36 166V168H38L37 170H39L38 172L37 171H31V172H34V173H38V175H39V177L41 176V177H43L42 179L44 180V182H42L40 179H41V177L39 178V180L41 181V182H39L38 181V179H37V182H39V184L40 183H44V184H46V185H49L50 183H51V181H49L47 178L49 177V179L51 178L52 180H53V178H55L56 179V177L59 179L58 181H61L62 179V181H61V183L60 184H62V183H64L65 181H66V179H65V172L62 170V167H61V169L60 170H58V168L56 167V169L58 170V173H59V175H60V172L62 173V175L63 176H65V177H60L59 178V175L57 174V171L56 170H54L55 169V167H51L50 166V164H48L51 168H53L52 169V171H49V169H51V168H46V166L47 165H45V164H47V163H44ZM53 162V163H52ZM107 162V161H106ZM114 162V161H113ZM112 161H111V163H113ZM150 162V161H149ZM195 162V163H194ZM30 163V162H29ZM36 163V164H37ZM61 163V164H60ZM80 163V162H79ZM79 163H78V165H79ZM189 163H191V164H193L195 167H196V170H194V172H193V170L191 169V171L190 170H188L189 168H191L190 166L189 167H185V172H184V170H183V172H184V174L183 173H180L181 171H182V166H187V164H189ZM237 163V164H238ZM12 164V163H11ZM27 164V163H26ZM34 164V163H33ZM66 164V165H65ZM73 164V165H72ZM71 165L72 166H74L75 167V165H74V162L72 163ZM88 164V163H87ZM99 164V163H98ZM117 163H115V165H116ZM31 165V164H30ZM35 165V164H34ZM42 165V166H41ZM70 165V166H71ZM81 165V164H80ZM88 165H90V164H88ZM94 165H96V164H94ZM101 167H105L104 165H103V162H102V165L101 164H99ZM99 165H98V167H99ZM152 166V168H151V166ZM236 165V164H235ZM241 165V166H240ZM49 166H47V167H49ZM111 166H112V164H111ZM117 166V165H116ZM132 166V165H131ZM193 166V167H194ZM210 166V167H209ZM237 166V165H236ZM25 167V166H24ZM27 167H30V166H28L27 165ZM34 167V166H33ZM74 167H73V169H74ZM101 167H99L100 168V171L99 172H101V173H103L102 171H104V170H101ZM109 167H110V163H109ZM120 167V166H119ZM192 167V168H193ZM239 167H237V168H239ZM247 167H249V169L247 168ZM31 168V167H30ZM29 168V169H30ZM36 168H35V170H36ZM79 168V167H78ZM77 168V169H78ZM93 167L91 166V170H93L92 169ZM114 168H115V166H114ZM113 168V169H114ZM135 168V167H134ZM133 168V169H134ZM176 168V169H175ZM188 168V169H187ZM207 168V169H206ZM211 168H213V172H214V174L213 173H211L210 172V170H211ZM218 170V171H216V169ZM72 169V170H73ZM107 169V168H106ZM115 169H117V168H115ZM144 169V170H145ZM146 169V170H147ZM174 169H175V171H179V173L177 174V172H175L174 171ZM193 169H195V168H193ZM209 169V170H208ZM231 169V170H230ZM242 168H240V170H241ZM1 170V169H0ZM5 170V169H4ZM32 170V169H31ZM33 170H34V168H33ZM53 170L54 171H56V172H53ZM65 171H67L66 170V168L64 169ZM70 170V169H69ZM80 170V169H79ZM83 170H85V169H83ZM98 170V169H97ZM109 171L110 170H112V167H111V169H108ZM119 170V169H118ZM117 170V171H118ZM205 170V171H204ZM248 170V171H247ZM3 170H1L0 172H2ZM49 173H48V172ZM95 171H96V169H95ZM209 171V172H208ZM230 171H232V172H230ZM236 171H237V169H236ZM247 171V172H246ZM4 172V171H3ZM6 172V171H5ZM43 172H47V173H43ZM54 174V175H56V177L54 176H51V175H53L52 173ZM71 172V171H70ZM75 172V171H74ZM73 172V173H74ZM92 172V171H91ZM112 172H114V171H112ZM141 172V171H140ZM206 172V173H205ZM215 172H217V173H215ZM227 172H228V175L229 174H231V176L229 175V176H227ZM244 172H245V174H244ZM9 173V172H8ZM43 174V176L42 175H40V174ZM56 173V174H55ZM64 173V174H63ZM77 173V172H76ZM75 173V174H76ZM94 173V172H93ZM106 173V175H107V173H108V171L107 172H104V174ZM117 173V172H116ZM204 173V174H203ZM240 173V172H239ZM1 174V173H0ZM7 174V173H6ZM12 174V173H11ZM31 174V173H30ZM46 174H47V176H46ZM70 174V173H69ZM91 174V173H90ZM180 174H182V176H180ZM205 174H208L207 176L208 177H211L213 180H211V182L212 181H215V182H213L212 183V186H209V184H210V181H209V179L207 178H204L203 176L205 175ZM211 176H210V175ZM238 174V173H237ZM236 174V175H237ZM3 175V177L5 176V173L4 174H2ZM8 175H10V174H8ZM35 175V174H34ZM37 175V176H38ZM49 175V176H48ZM58 175V176H57ZM72 175V174H71ZM106 175L104 176V178H106ZM141 175V174H140ZM144 175H143V177H144ZM176 175V176H175ZM177 175H179V176H177ZM12 176V175H11ZM13 176H14V174H13ZM36 176V175H35ZM34 176V177H35ZM44 176H46V177H44ZM61 176V175H60ZM67 176H68V174H67ZM74 176V175H73ZM103 176V175H102ZM109 176V175H108ZM112 176V175H111ZM110 176V177H111ZM126 176V175H125ZM206 176V175H205ZM213 176H215V177H213ZM226 176H227V178H226ZM240 176H245V177H243V178H241ZM28 177V176H27ZM70 177V176H69ZM89 177V176H88ZM100 177V176H99ZM117 177V176H116ZM115 177V179H116V181L118 180L117 178ZM120 177H121V175H120ZM158 178V179H155V178ZM229 177H231L233 180H235L233 183H231L233 180L231 179V178H229ZM14 178V177H13ZM13 178L11 179V178H9V179H11V181L13 180ZM38 178V177H37ZM48 180V183H47V180ZM62 178V179H61ZM67 178V177H66ZM81 178V177H80ZM83 178H85V177H83ZM94 178V177H93ZM96 178V177H95ZM103 178V181L101 180V182L100 183H98L97 185H99V188H104V186L102 187V185H103V183L102 182H104V179ZM130 178V177H129ZM239 178H241V179H239ZM29 179V178H28ZM31 179V178H30ZM35 179V178H34ZM50 179V180H51ZM65 179V180H64ZM86 179V178H85ZM97 179H98V177H97ZM100 179V178H99ZM102 179V178H101ZM114 178H113V180H115ZM138 179H140V178H138ZM154 179L156 180V181H154ZM227 179H230L229 180V182L230 183H227L228 181H227ZM36 180V179H35ZM109 180H110V178H109ZM112 180V181H113ZM130 180H132V178H130ZM143 180V181H144ZM232 180V181H231ZM80 181V180H79ZM78 181V182H79ZM115 181V182H116ZM142 181V180H141ZM155 183H154V182ZM160 181V182H159ZM209 181V182H208ZM46 182V183H45ZM53 182V181H52ZM68 182V181H67ZM77 182V181H76ZM98 182V181H97ZM96 182V183H97ZM120 182V181H119ZM130 182V181H129ZM151 182H153V184L151 183ZM54 183V182H53ZM71 183V182H70ZM69 183V184H70ZM81 183V182H80ZM83 183V182H82ZM105 183V182H104ZM107 183V182H106ZM113 183V182H112ZM111 183V184H112ZM136 183V182H135ZM140 184L142 183V182H139ZM139 183H137L136 185H139V186H141ZM144 183V182H143ZM143 183H142V185H143ZM150 183H151V185H153V188H152V186H150ZM209 183V184H208ZM236 184V185H234L233 186V184ZM56 184H59V182H56ZM68 184V185H69ZM73 184V183H72ZM76 184H78V183H76ZM102 184V185H101ZM108 184H110V183H108ZM113 184H118V181L116 182V183H113ZM112 184V185H113ZM129 184V183H128ZM154 184H155V186H154ZM158 184V185H159ZM11 185V184H10ZM67 185V184H66ZM75 185V184H74ZM74 185H73V187H71V189L67 186V189L70 191H66V192H69L70 193V195L69 194H66V197L65 198H70V196H71V194H72V188H74ZM82 185V184H81ZM115 185H113V186H115ZM56 186V185H55ZM148 186H150L151 188H149ZM162 186L160 187L161 189H162ZM8 187H9V185L6 183V182H4L3 180H2V177L0 178V202L2 201V206L4 205V204H6V206L5 207H0L1 208V210L3 209V208H7L6 209V211L3 213L2 212V216H0V264H38V261H37V259H36V256H35V252L37 251V250H39L38 248H39V246L40 245H38V240H37V238L35 237V235H34V232H38L37 230H36V227L34 226V228H35V230L36 231H33L29 226H27V224H26V222H25V220H27V219H24L23 218V214L25 213V211H23V213H22V210L24 209H22L21 210V205H20V209L19 208H15V207H11V208H9L10 206H8V205H11L12 203H10V200H9V198H8V194H9V192L10 191H8ZM46 187V186H45ZM45 187H43V188H45ZM65 187V186H64ZM77 187L79 188V186L77 185ZM96 187V186H95ZM98 187V186H97ZM168 187H169V185H168ZM207 187H208V192L206 191L207 190ZM52 188V187H51ZM93 188H94V186H93ZM99 188H97V189H99ZM130 188H131V186H130ZM145 188H143V189H145ZM157 188V187H156ZM211 188L214 190H211ZM62 189V188H61ZM61 189H60V191L59 192H61ZM66 189V188H65ZM64 189V190H65ZM66 189V190H67ZM80 189H81V187H80ZM92 189V188H91ZM91 189L89 190V193L91 192ZM161 189H157V190H161ZM164 189H162V191H163V193L165 192L164 191ZM168 189H170V190H173V189H171L170 187L169 188H167L166 189V192H168V193H164V195H163V193H162V195H163V197H161L160 196V198H162V200L163 201H168V204L166 205H164V204H162V202H161V205H159V206H161V207H158V205H156L155 204V206H157V208L155 207V206H153L152 207V209L155 207L156 208V210L155 211H153L152 209L151 210H149L148 212H145L146 214H145V218H146V216L149 214V212L151 211V213L148 215V217L146 218V219H151V223H153L154 224V222L156 221V220H158L159 221V219L161 220L162 218H164V220L165 219H167V217H168V219H167V222L168 223H166V224H169V225H166L164 222H166V220L163 222L162 220L161 221H159V222H162L163 223V225H166L167 227L168 226H171L172 227V225H173V227L176 225V224H178V226H179V224H180V222H181V227L183 226V228H185L186 227V225H187V223L189 224V221L186 223V222H184L183 223V221H182V218H181V216H182V214H178L179 212L180 213H184L185 211L184 210H182V209H184V206H185V202L183 203L184 204V206H183V204H182V199L185 197V196H183V198L181 199V197L177 194H175V192H174V190L173 191H169ZM178 189V188H177ZM176 189V190H177ZM64 190H62V192H64ZM75 190L77 191V192H75ZM73 192H75V193H73V194H75L76 195V193L78 194V195H80V192L78 193V189H75ZM83 190V189H82ZM93 190V189H92ZM142 190V189H141ZM156 190V191H157ZM168 190V191H167ZM12 191V190H11ZM86 191H88L87 189H86ZM101 191V190H100ZM146 191H148V190H146ZM146 191H144V193L142 192V194H145V192ZM153 191V192H152ZM179 191V190H178ZM186 191V190H185ZM212 191H213V194H212ZM105 192V191H104ZM140 192V191H139ZM92 193V192H91ZM93 193H94V191H93ZM119 193V192H118ZM132 193V192H131ZM138 193V192H137ZM14 194V193H13ZM12 194V195H13ZM34 194V193H33ZM53 194V193H52ZM72 194V198H70V200H69V203H70V201H71V199H73V198H75L76 199V196L75 195H73ZM95 194V193H94ZM104 194V193H103ZM110 194H112V193H110ZM147 194V193H146ZM184 194H186V192H184ZM10 195V194H9ZM64 195H65V193H64ZM67 195H69V196H67ZM97 195V194H96ZM106 195V194H105ZM105 195H104V198H105ZM108 195V194H107ZM106 195V196H107ZM208 194H206V196H207ZM208 195V196H209ZM54 196H55V194H54ZM60 196V195H59ZM74 196V197H73ZM90 196H93V195H90ZM99 196V195H98ZM100 196H102V194L100 195ZM204 196V197H203ZM218 196V197H217ZM10 197V196H9ZM81 197V196H80ZM80 197H78V198H80ZM89 197V196H88ZM88 197H87V199H88ZM109 197V199H110V197L111 196H108ZM116 197V196H115ZM142 197H143V195H142ZM213 197V198H212ZM15 198H17L16 196H15ZM34 198V197H33ZM54 198V197H53ZM57 199L59 198V197H56ZM62 198H64L63 196H62ZM64 198V199H65ZM82 198V197H81ZM85 198V197H84ZM89 198H91V197H89ZM99 199H100V197H98ZM101 198H103V197H101ZM112 198V197H111ZM144 198V197H143ZM160 198H158L157 197V199H159L160 200ZM201 198V199H200ZM204 198V199H203ZM11 199V198H10ZM31 199V198H30ZM48 199V198H47ZM56 199V200H57ZM75 199H73L71 202L74 204V200ZM92 199V198H91ZM94 199H95V197H94ZM108 200V198L106 197L104 200ZM18 200V199H17ZM40 200V199H39ZM68 200V199H67ZM66 200V201H67ZM82 200V199H81ZM84 200V199H83ZM98 200V199H97ZM102 200V199H101ZM137 200H138V198H137ZM148 200V199H147ZM179 200H181V206H179L178 205V201ZM210 200V199H209ZM215 200V199H214ZM12 201V200H11ZM34 201H36V200H34ZM43 201V200H42ZM61 201H63V200H61ZM60 201V202H61ZM76 201H79L80 202V200H78V199H76L75 200V202ZM86 201V200H85ZM92 201V200H91ZM99 201V200H98ZM110 201V200H109ZM109 201H107V202H105V201H103L104 203H107L108 205H109V203L111 202H109ZM178 203H177V202ZM189 201L188 202H186V203H189ZM201 201V202H202ZM15 202H16V199H15ZM18 202V201H17ZM40 202V201H39ZM65 201H63V203H64ZM89 202V201H88ZM96 202V201H95ZM99 202H101V201H99ZM117 202H118V200H117ZM176 202V203H175ZM189 203V205L188 206H193L192 204H194V203ZM200 202V203H201ZM203 202H205V201H203ZM214 202V201H213ZM35 203V202H34ZM41 203V202H40ZM50 203V202H49ZM52 203V202H51ZM62 203V204H63ZM68 203V202H67ZM72 203H70V205L69 204H67V205H69V208L70 207H72V206H74ZM77 203V202H76ZM94 203V202H93ZM115 203V202H114ZM136 203H138V202H136ZM158 203V202H157ZM199 202H198V206H201V208H202V205L200 204ZM32 204H33V202H32ZM46 204V203H45ZM65 204V203H64ZM82 204H83V202H82ZM150 204V203H149ZM148 204V202L146 203V205H149ZM191 204V205H190ZM203 204V203H202ZM0 205H1V203H0ZM12 205H14V204H12ZM34 205V204H33ZM40 205V204H39ZM38 205V206H39ZM66 205V206H67ZM88 205V204H87ZM101 205H103V208H101L102 206ZM111 205V204H110ZM112 205H113V203H112ZM154 205V204H153ZM164 205V206H163ZM176 205L178 206V207H181L180 208V210H182V212L180 211V210H172V209H175L176 208ZM204 205V204H203ZM206 205V204H205ZM205 205L203 206V209H204V207H205ZM14 206H16V204L14 205ZM19 206V205H18ZM17 206V207H18ZM37 206V205H36ZM78 206V205H77ZM86 206V205H85ZM99 206V205H98ZM100 206L101 207H98L99 209L101 208V210H102V213H104V212H106L105 210H106V204L104 205V204H101L100 203ZM121 206V205H120ZM120 206H119V208H120ZM141 206V205H140ZM198 206H196V207H198ZM23 207V206H22ZM35 207V206H34ZM50 207V206H49ZM49 207L47 208V209H49ZM60 207H62V205L60 204ZM68 207V206H67ZM76 207V206H75ZM106 207V208H105ZM109 207V206H108ZM112 206H110V208H111ZM151 206H149V208H150ZM195 207V206H194ZM32 208H33V206H32ZM36 208V207H35ZM42 208V207H41ZM56 208V207H55ZM97 208V209H98ZM105 208V209H104ZM116 208H118V206H116V204H115V207H114V210L116 209ZM119 208L118 209H116V211L118 210V213L116 214V212L113 210V208H111L112 210V214H114L113 213V211L115 212V216H117V215H119ZM191 208H193V207H190V209ZM206 208H208V207H205V209ZM21 211H19V210ZM75 209V208H74ZM78 209H80V208H78ZM86 209V208H85ZM177 209V208H176ZM179 209V208H178ZM34 210V209H33ZM37 210H39V209H37ZM36 210V211H37ZM57 210H60V209H57ZM93 210V209H92ZM172 210V212L174 211V213L175 214H172L171 213V215L169 214L170 213V211ZM193 209H191V213H189V212H186V215H192V213L193 212H195V208H194V210L192 211ZM3 211H4V209H3ZM35 211V212H36ZM41 211V210H40ZM50 211V210H49ZM55 211V210H54ZM76 211H77V209H76ZM79 211V210H78ZM81 211V210H80ZM79 211V212H80ZM84 211V210H83ZM82 211V212H83ZM89 211V210H88ZM104 211V212H103ZM108 211H109V209H108ZM175 211H177V214H176V212ZM184 211V212H183ZM198 211H200L201 212V210H198L197 209V213H198ZM207 211V210H206ZM205 211V212H206ZM212 211V210H211ZM59 212H61V211H59ZM71 211H69V213H70ZM84 212H86V211H84ZM99 212H101L100 210H99ZM122 212V211H121ZM120 212V213H121ZM142 212V211H141ZM140 212V213H141ZM58 213V212H57ZM61 213H63V212H61ZM65 213V212H64ZM68 213V212H67ZM72 213H74L73 211H72ZM76 213V212H75ZM110 213V212H109ZM157 213L159 214L158 215V217L157 218H159V216H160V218L159 219H157L155 216L157 215ZM187 213H189V214H187ZM196 212H195V214H197ZM214 212H212V214H213ZM53 214V213H52ZM56 214V213H55ZM111 214V216H113ZM123 214V213H122ZM144 214V213H143ZM161 214V215H160ZM194 213H193V215H195ZM202 214V213H201ZM211 213H210V215H212ZM0 215H1V211H0ZM62 215V214H61ZM75 215V214H74ZM95 215V214H94ZM97 215V214H96ZM103 215V214H102ZM107 215V214H106ZM106 215H104L105 217H106ZM121 215V214H120ZM169 215H170V217L172 218L174 215H179V218H176V216H174L173 217V219L174 220H178L179 221V219L181 218V221L179 222V223H177L176 221L173 223L172 222V220L173 219H171V222H169L170 220V218H169ZM173 215V216H172ZM192 215V216H193ZM199 215H200V213H199ZM199 215H198V217H199ZM209 215V214H208ZM207 215V216H208ZM215 216H210V217H212V219L214 218H216V216H218V214H214ZM220 215V214H219ZM58 216V215H57ZM77 216V215H76ZM108 216H109V214H108ZM142 216V215H141ZM152 216V217H151ZM203 216V215H202ZM25 217V216H24ZM63 217H66V216H64L63 215ZM62 217V218H63ZM69 217V216H68ZM79 217V216H78ZM77 217V218H78ZM114 217V216H113ZM119 216H117V222H119V224L117 223V222H115V225H111V228L113 227V229H112V231L111 230H109L110 231V237L109 238H112V240L113 241H116V244H117V242H119V244H118V247L117 248H119V252H120V255H121V260H119L118 258H117V260L119 261L118 262V264H125V263H127V264H129V262H132V260H128V258H132V259H134L135 260V257L133 256V255H141V256H145L146 258H148V257H150L151 255L153 256L154 254L157 256V253H155V252H157L155 249H161V251H160V255L161 254H163L167 249H170V246H171V249H172V247H173V250H177V249H179L178 247H180L181 245H178V242H179V240L181 239L182 240V237L180 238H178V239H176V236H177V233H175V232H177V230L180 228H178V226L176 225L175 226V228L174 229H172L173 230V232L174 233H172V231H167V229L168 228H171V227H166L165 226V229L163 230L164 231V233H161L160 234V236H161V238L163 237L162 236V234L164 235V234H166V232H167V234L166 235H164V236H167V235H169V236H171L172 234H174V237H173V240H172V242H171V237L169 238L168 236H167V238L165 237H163L164 239H166V242L164 241V243H166L165 244V247L166 248H163L164 247V245L162 246V248L160 247L159 248V246H158V244H159V242H158V240L159 241H161V238L160 239H158V236L157 235H159V232H158V234H157V232L156 231H153V229H151L152 227L155 229V227L157 228L156 230H158V226H159V229H160V227L163 229V225H160L161 223H159V222H157V223H159V225H157V224H154V226L150 223V221H149V219H148V221H149V225H152V227L151 228H149V226L147 225V227L145 226V228H142L140 231H138L137 230V228H136V230L138 231V234L139 235H135V237L133 236L134 235V233H133V235H132V237L131 236H126L127 234H132V233H126V232H128L127 230H125L126 228H127V224H124V222H125V217L124 218H121V217H123V216H121V217H119ZM134 217V216H133ZM155 217V218H154ZM186 217V216H185ZM195 217V216H194ZM200 217H201V215H200ZM60 219H61V217H59ZM72 218V217H71ZM81 218H83V217H81ZM89 218V217H88ZM91 218V217H90ZM88 219L89 220V222H90V220H91V222H95V219H94V221H92L93 219L91 218V219ZM110 218V217H109ZM115 218V217H114ZM187 218H189V216L187 217ZM193 218V217H192ZM220 218V217H219ZM219 218L218 219H216L215 221H217V220H219ZM60 219H59V223H60ZM80 219V218H79ZM97 219V218H96ZM124 221H123V220ZM145 219V220H146ZM185 218H183V220H184ZM190 219V218H189ZM188 219V220H189ZM194 219H196V218H194ZM204 219V218H203ZM62 220H65V219H62ZM83 221H84V219H82ZM87 220V218L85 219V221H84V223L85 222H87L88 221ZM99 220H101V219H99ZM120 220H122L123 221V225L124 226H126V228L124 229L123 228V226H121L122 224H121V222H120ZM130 220V219H129ZM142 220V219H141ZM169 220V221H168ZM186 220V219H185ZM184 220V221H185ZM66 221H67V219H66ZM112 221H113V219H112ZM111 221V222H112ZM187 221V220H186ZM207 221V220H206ZM56 223H58L57 221H55ZM64 222V221H63ZM62 222V223H63ZM97 222V221H96ZM96 222H95V225H97L96 224ZM102 222V221H101ZM101 222H97L98 224H100ZM103 222H104V220H103ZM114 222L112 223V224H114ZM155 222V223H156ZM68 223V222H67ZM72 223V222H71ZM110 223V222H109ZM127 223V222H126ZM171 223V224H170ZM173 223V224H172ZM186 223V224H185ZM191 223V222H190ZM30 224V223H29ZM86 225H87V223H85ZM101 224H103V223H101ZM107 224H108V222H107ZM106 224V225H107ZM129 224V223H128ZM175 224V225H174ZM185 224V225H184ZM213 224V223H212ZM58 225V224H57ZM64 225V224H63ZM104 225V224H103ZM117 225V226H116ZM121 227H120V226ZM139 225V224H138ZM138 225H137V227H138ZM156 225V226H155ZM216 225V224H215ZM31 226V225H30ZM32 226V227H33ZM41 226V225H40ZM72 226V225H71ZM75 226V225H74ZM78 226H80V223L78 224ZM84 226V225H83ZM88 226V225H87ZM115 226V227H114ZM119 226V227H118ZM163 226V227H162ZM213 226H214V224H213ZM217 226V225H216ZM215 226V227H216ZM85 227V226H84ZM104 227H105V225H104ZM130 227V226H129ZM135 227V226H134ZM176 227L178 228V229H176ZM38 229H39V227H37ZM64 228H65V226H64ZM64 228H62V229H64ZM69 228V227H68ZM80 228V227H79ZM78 228V229H79ZM86 228V227H85ZM99 228H100V226H99ZM103 228V227H102ZM106 229H107V227H105ZM139 228V227H138ZM167 228V229H166ZM187 228V227H186ZM188 228H190V227H188ZM67 229V228H66ZM71 229V228H70ZM81 229H83V228H81ZM80 229V230H81ZM87 230H88V227L86 228ZM89 229H91V227H89ZM93 229V228H92ZM91 229V230H92ZM104 229V228H103ZM102 229V230H103ZM126 231H124V230ZM146 229H147V231H149L150 232V230H151V232L150 233H148L147 231H146ZM150 229V230H149ZM193 229V228H192ZM195 229V228H194ZM46 230H48V229H46ZM45 230V231H46ZM69 230V229H68ZM73 230V229H72ZM84 230V229H83ZM98 230V229H97ZM102 230H100V231H102ZM135 230V229H134ZM142 230H145V231H143V232H141ZM161 230V229H160ZM160 230H158V231H160ZM187 230V229H186ZM196 230H197V228H196ZM71 231V230H70ZM76 231H78V230H76ZM94 231H95V229H94ZM103 231H105V230H103ZM131 230H129V232H130ZM162 231V230H161ZM160 231V232H161ZM162 231V232H163ZM41 231L39 230V233H40ZM49 232H51L50 230H49ZM90 232V231H89ZM98 232V231H97ZM169 232H171L170 234H169ZM185 232V231H184ZM190 231H188V233H189ZM192 232V231H191ZM190 232V233H191ZM39 233L37 234V235H39ZM72 233V232H71ZM78 233V232H77ZM85 233V232H84ZM92 233V232H91ZM152 233V234H151ZM156 233V234H155ZM205 233V232H204ZM46 234V233H45ZM76 234V233H75ZM81 234V233H80ZM86 234H88L87 232H86ZM95 234H97V233H95ZM99 234V233H98ZM101 234H103V232L101 233ZM106 234V233H105ZM154 234V235H153ZM42 235V234H41ZM41 235H39V236H41ZM188 235L189 234H187V236H183V240L185 241L187 238H188ZM198 235V234H197ZM38 236V237H39ZM92 236V235H91ZM96 236V235H95ZM155 236H157V237H155ZM159 236V237H160ZM193 236V235H192ZM191 236V237H192ZM212 236H214V233H213V235ZM42 237H44V236H42ZM54 238H55V236H53ZM87 237V236H86ZM85 236H84V238H86ZM89 237V236H88ZM102 237V236H101ZM129 237H130V239H129ZM134 237V238H133ZM187 237V238H186ZM194 237V236H193ZM192 237V238H193ZM198 237V236H197ZM203 237V236H202ZM205 237V236H204ZM46 238V237H45ZM79 238H80V236H79ZM104 238H106V237H104ZM162 238V239H163ZM170 239L169 241H167V239ZM184 238H186V239H184ZM191 238V239H192ZM57 239V238H56ZM99 239H100V237H99ZM103 239V238H102ZM127 239H129L130 241H129V243H131V240H133V242L131 243V244H128V240ZM163 239V240H164ZM174 239H176V240H174ZM196 239V238H195ZM194 239V240H195ZM206 239H208V241H209V239L210 238H206ZM40 240H43V238L41 239V237H40V239H39V241ZM60 240V239H59ZM75 240H77V238L76 239H74V241ZM81 240H82V238H81ZM81 240H80V242H81ZM88 240H90V239H88ZM107 240V239H106ZM127 240V241H126ZM163 240H162V242H160V244L161 243H163ZM180 241L179 242V244H181V243H183L184 244V241ZM187 240H190V239H187ZM186 240V241H187ZM193 240V239H192ZM194 240H193V242H194ZM205 240V239H204ZM203 240V241H204ZM55 241H57V240H55ZM83 241V240H82ZM109 241V240H108ZM125 241L127 242V246L125 245L126 243H125ZM173 241L174 242H176L177 243V247L175 246L176 244L175 243H173ZM60 241H58V242H54L55 244H56V246H58V248H59V243ZM68 242H70V241H68ZM79 242V241H78ZM91 242V241H90ZM95 242V241H94ZM93 242V240H92V242L91 243H94ZM110 242H112V241H110ZM168 242V243H167ZM169 242H171V245L169 244ZM188 242V241H187ZM190 242H192L191 240H190ZM193 242H192V244H193ZM210 242V241H209ZM40 243H42V242H40ZM39 243V244H40ZM43 243H46V240H45V242L43 241ZM43 243H42V245H43ZM52 243V242H51ZM57 243H59V244H57ZM71 243V242H70ZM75 243V242H74ZM83 243V242H82ZM99 243V242H98ZM125 243V244H124ZM203 243V242H202ZM87 244V243H86ZM96 245H97V243H95ZM103 244V243H102ZM114 244V243H113ZM159 244V245H160ZM167 244H169V246L167 247L166 245ZM173 244H175L174 246L177 248H175L174 246H173ZM195 244V245H196ZM46 244H44V246H45ZM48 246H49V244H47ZM62 245H63V243H62ZM62 245H60V246H62ZM67 244H65L64 245V248L66 247V249H67V247L69 246V245H67ZM96 245H94V247H98L99 246V244H98V246H96ZM101 245V244H100ZM162 245V244H161ZM160 245V246H161ZM188 245H189V242H188ZM194 245V246H195ZM203 245H205L204 243L202 244V246ZM43 246V247H44ZM47 246V247H48ZM77 246V245H76ZM75 246V247H76ZM88 246V247H87ZM91 246H93V245H91ZM182 246H184V245H182ZM190 246V245H189ZM42 247V248H43ZM47 247L45 248V251L46 250H48L47 249ZM50 247V246H49ZM69 247H71V246H69ZM68 247V248H69ZM80 247V246H79ZM82 247H85V248H82ZM82 249H83V252H89V253H91L92 252V248L94 249V247H90V244L88 245H86V246H83L82 245ZM100 247V246H99ZM40 248H41V246H40ZM57 248V247H56ZM63 248V247H62ZM74 248V247H73ZM76 248H78V247H76ZM75 248V249H76ZM86 248H89L90 250H86ZM175 248V249H174ZM52 249H53V247H52ZM54 249H55V247H54ZM61 249V248H60ZM71 249V248H70ZM74 249V250H75ZM162 249H166L165 251L163 250L162 251ZM170 249V250H171ZM205 249V250H206ZM41 250V249H40ZM42 250H44V249H42ZM64 250V249H63ZM95 250V249H94ZM158 250V251H159ZM180 251H181V249H179ZM58 252L59 253V251L58 250H55V252ZM79 251H80V248H79ZM78 251V252H79ZM96 251H98V250H96ZM155 251V252H154ZM178 251V250H177ZM180 251H178V252H180ZM182 251H184V248L182 249ZM181 251V252H182ZM41 252H43V251H40L38 254H40ZM62 252V251H61ZM77 252V250H76V253H78ZM100 252H101V250H100ZM118 252V253H119ZM162 252V253H161ZM167 252H169V251H167ZM175 251H173V253H174ZM176 253L177 254V258L176 259H178L180 256H185V255H181V254H183V253ZM195 252V251H194ZM202 252H204V253H202ZM50 253V252H49ZM58 253H56V254H58ZM113 253V252H112ZM116 253V252H115ZM55 254V255H56ZM72 254V253H71ZM83 254V253H82ZM82 254H80V255H82ZM85 254V253H84ZM88 254V253H87ZM92 254V253H91ZM100 254V253H99ZM99 254H97V256H99ZM107 254V253H106ZM108 254H109V252H108ZM169 254V253H168ZM171 254V255H170ZM170 256H169V261L168 260H166V258L163 256V259H159V258H157V257H155V255H154V257H155V259H156V264H177L176 262H173V261H176L175 260V256L176 255H173L172 254V252H170ZM178 254H180L179 256H178ZM199 254V253H198ZM197 254V255H198ZM41 255H42V253H41ZM43 255H44V253H43ZM54 255V256H55ZM79 255V256H80ZM150 255V256H149ZM159 254H158V257L160 256ZM164 255V254H163ZM173 255V256H172ZM57 256V255H56ZM63 256H65V255H63ZM63 256H60V257H63ZM72 256V255H71ZM114 256V255H113ZM152 256L150 257V258H152ZM168 256V255H167ZM173 257V258H171L172 259V261H170L171 259H170V257ZM188 256V255H187ZM199 256V255H198ZM198 256H196V257H198ZM38 257V256H37ZM57 257H59V255L57 256ZM57 257H55V259L57 258ZM83 257H85V256H83ZM89 257V256H88ZM103 257V256H102ZM120 257V256H119ZM186 257V256H185ZM185 257L183 258V257H180L178 260H181L182 262L180 263V264H183V261L184 260H187V259H185ZM70 258V257H69ZM86 258V257H85ZM98 258V257H97ZM141 258V257H140ZM150 258H149V260H150ZM165 258V259H164ZM194 258V260L193 261H191L193 264H198L197 262H194V261H196L195 259V257H193ZM50 259V258H49ZM65 259H66V257H65ZM65 259H63V260H65ZM78 259V258H77ZM99 259V258H98ZM111 259H113V258H111ZM136 259H137V256H136ZM139 259V258H138ZM144 259V257L140 260V262L139 263H141V261ZM153 259V258H152ZM151 259V260H152ZM154 259V260H155ZM159 259V260H158ZM190 259V260H191ZM44 260V259H43ZM51 260H52V257H51ZM61 260V262H62V259H60ZM70 260H72V259H70ZM91 260V259H90ZM97 260V259H96ZM96 260H95V262H96ZM149 260H147L146 259V261L145 260H143V261H145V264L147 263L148 264V262H149V264H150V262H151V260L149 261ZM177 260V261H178ZM47 261V260H46ZM45 261V262H46ZM50 261V260H49ZM77 261V260H76ZM80 261V260H79ZM108 261V260H107ZM115 261V260H114ZM60 262V261H59ZM58 262V263H59ZM64 262V263H63ZM61 264H65L67 261L65 260V261H63ZM74 262V261H73ZM121 262V263H120ZM135 262V261H134ZM187 262V261H186ZM82 263V262H81ZM99 263V262H98ZM101 263V262H100ZM112 263V262H111ZM110 263V264H111ZM115 263H116V261H115ZM144 263V262H143ZM142 263V264H143ZM152 263H155V261H152ZM178 263V264H179ZM185 263V262H184ZM200 263V262H199ZM39 264H41V262L39 263ZM45 264V263H44ZM47 264H51L50 262L48 263L47 262ZM55 264H56V260H55ZM108 264V263H107ZM113 264V263H112ZM135 264V263H134ZM187 264H188V262H187ZM201 264V263H200Z\"/></svg>",
  "mask_w": 264,
  "mask_h": 264
},
{
  "label": "rangeland",
  "instance_id": "obj_2",
  "mask_svg": "<svg viewBox=\"0 0 264 264\" xmlns=\"http://www.w3.org/2000/svg\"><path fill=\"white\" fill-rule=\"evenodd\" d=\"M77 1H80V2H82V4H84L86 7H84L85 9L87 8L88 10H81L83 7V5L81 6V7H79V8H81L80 10H79V12H77V13H79L78 15H75L74 17V21L76 22V23H78V21L77 20H79V23H83V24H85L86 25V23L90 26H83V25H80L81 27L83 26L84 27V29L85 28H87V27H89L87 30L88 31H86V32H84L85 34V37H84V39H83V36H82V38H80L79 37V39H78V43H77V41H75L74 43L75 44H77V47H78V44L80 45L81 44V46H79L78 47V49L81 47V52H77V53H72V54H67V53H65L64 55V57H67V58H69L70 57V59L68 60L67 58L66 59H64L63 60V57H62V59H61V57H60V60H58V61H60V63L61 62H63V65H62V63L61 64H59V62L58 63H55V57H53V62L50 60V62H52V63H54L55 64V66H56V64H57V66L59 65L60 66V68H62L61 70L60 69H57V70H60L59 71V73L57 72V70H55L56 69V67H55V69L54 68H52L53 70H55L54 72H56L57 73V75H56V73H54L53 72V75H54V79L55 80H57V83H55L53 80V75H52V72L51 71H53L51 68H48V66L46 67V69L48 68V69H50V72L51 73H49L48 74V76L51 74L52 75V77H50V79L52 78L53 80V82L55 83V85L56 84H61L62 83V85L64 84V88L65 87H67V88H65V89H67V90H65L64 88H63V86H62V88H61V90L63 91V92H59V97H61L60 98V100L62 99H66V101H64V102H62V101H60L59 99H58V101H60V103H61V105H59V103L58 104H56V103H54L52 100H50V99H52V96L51 95H54L53 97H57V96H55L58 92H57V90L58 89H60L59 87H61V86H55L54 85V83L53 84H51V83H48V84H46V82L47 81H51L50 79L49 80H47L46 82L45 81H39L37 84H35V81L33 80V81H31L32 79H29L30 81H26V82H21V81H23V79L21 80L20 79V74L19 73H21V72H19V73H17V71H15V70H17V68H20L21 69V67H17L16 68V66L14 65V67H10L11 65L13 66V64H9L10 66H9V68H8V66H5L6 64L5 63H7L6 61H4L3 59V61H1L0 60V62L2 63V62H4L3 64H5V65H3L2 66V68H1V66H0V123H1V125H0V129L2 128L1 126H3L4 128L3 129H1L0 131L1 132H4V133H1L0 132V136H2L1 134H3L4 135V137L5 138H3V136L2 137H0V143L1 144H3L4 146L6 145V144H8V145H6V147H4L3 145H1L0 144V169L1 170H3L2 172H0L1 174H0V178L2 177V180L4 181V182H6L8 185H9V187H8V191H10L9 192V194H8V198H9V200H10V203H12V204H16V206H14V205H8V206H10L9 208H11V207H15V208H19L20 207V205H21V210H22V213H23V211H25V213L23 214V218L24 219H27V220H25V222H26V224H27V226H29L33 231H38V232H34V235H35V237L37 238V240H38V245H40L41 246V248H40V246H39V250H37L36 252H35V256H36V259H37V261H38V264L41 262V264H47V262L49 263H51V264H55V260H56V264H61L63 261H67L65 264H110L111 262L113 263V264H118V260H117V258L119 259V260H121L120 258H121V255H120V252H119V248H117L118 247V244H119V242H117V244H116V241H113L112 240V238H109L110 237V231L109 230H111L112 231V229H113V227L111 228V225H115V222H117L118 220L116 219L117 218V216H119V217H121V216H123V217H121V218H124L125 219V222H124V224H127L128 226H127V228H126V226H124L122 223H123V221L122 220H120V222H121V226H123V228L125 229V230H127L128 232H126L124 229V231L126 232V233H134V235H133V233L132 234H127L126 236L128 237V236H131L132 237V235L135 237V235L137 236V235H139L138 234V231H140L142 228H145V226L147 227V225L149 226V228H151L152 227V225L154 226V224H157V225H159V223H161L160 225H163V223L162 222H159V221H161L162 219V221L164 222L165 220H166V222H164L165 224L166 223H168L167 222V219H168V217H167V219H165L164 220V218H162L161 220L159 219L160 218V216H159V218H157L158 217V213H157V215L155 216L157 219H159V221L158 220H156L157 222H159V223H157L156 221V223L154 222V224L153 223H151V219H149V221H150V223L152 224V225H149L150 223H149V221H148V219H146L147 217H148V215L151 213V211L149 212V214L146 216V218H145V212H148L149 210H151L152 209V207L153 206H155V204L156 205H161V202H162V204H168V201H163L162 200V198H160V196L161 197H163V195H164V193L166 192V189L167 188H171V189H175L174 190V192H175V194L177 193L180 197H181V199L183 198V196H185L183 199H182V201L185 199V198H189V200H193L192 198L190 199V195H189V193L187 192V188H185V187H177V188H174V186L172 185V184H168L169 185V187H168V185L166 184V189H164L165 187H163L162 185H165L164 183H161L160 181V184L157 182L159 179L156 177L155 179H158L157 181L154 179V181H156V183H157V185L155 186V184H154V186H155V190H153L152 188H153V185H151V183L153 184V182H151L150 183V186H152V188L150 187V186H148L149 188H151L153 191H155V193H157V192H159V194H161L160 196H157L156 194H152V196H155V198L153 197H148V196H150L151 195V193H149V189H147V188H145L147 185H146V183L148 182H150V181H152L151 179H150V181H147V180H144L145 178H148V177H146L145 175H147V172H148V170H150V168L149 169H145V163H148L147 164V166L146 167H148V165L149 164H152V166H153V163L151 162V160L149 159V157L150 156H152L153 155V153L151 154V152H154V153H159L157 150H160V154H155V156L156 155H161L162 153H161V150H163V151H165V149L164 148H166V150L167 149H169L168 147H169V143H170V147H172V149H173V146H174V148H176L177 150L176 151H178V154H179V149H180V147H183L182 145H179V147L177 146L178 144H179V140H178V142H176L177 141V135L174 137V135L175 134H178V139H180V142L183 144L184 143V139L186 138V136H185V134L184 135H182V128H184V126L183 125H181L180 124V122H176V120L173 118V119H170L171 117L170 116H172L174 113H172L170 110H169V105H167V109H165L166 111H168L169 112V114H168V112H167V114H168V116L169 117H167L166 115H164L165 116V118L164 119H166V117H167V120H165V122L164 123H166L167 124V126H168V128L170 129V131H171V129L173 130V133L175 132V134H171L170 135V132L168 133V131H167V135H166V131L165 132H163L162 133V129L160 130V132H161V136L157 133V135H153L154 136V138H155V136H157V138H152V137H150L149 138V136H144V134H145V131H146V129L148 128L147 126L150 124L148 121H150V118H149V114H147L146 115V112H144V113H140L139 114V112H138V114H139V116H138V114H136L135 116H136V118H137V120L136 119H134L135 117H134V115H133V113H135V112H137L135 109L137 108V110H140L141 109V105H134V100L133 99H130L131 97L129 96V94H125V93H127V90H129L128 92H130V89H128V88H130L131 86V82H130V79H129V77L130 76H132V74L128 77V78H126L127 77V75L125 74V79H127V80H129V81H127V83H126V81H124L125 82V84H127V86H125V84H123L124 86H125V89H124V91H121V90H119L116 86H112V88H111V85H109V81H108V79H109V76H107L108 77V79H105L104 77H103V75L105 74V73H107V70H109L110 69V67H109V69L108 68H106L105 66H106V64H103V65H105V66H103L104 67V72H102L103 71V67H101L102 65H99V63L100 62H103L104 60V58H105V56H104V54L107 52V54L109 55V57L106 55V57L107 58H109V62H112V63H110V65L111 64H113L114 62V65L115 64H118L119 66L121 65L120 63V61L122 60V57L121 56H116V55H118L119 53V50L122 52H124L125 53V51H127L128 52V50L126 49L127 47H125V49H124V46H123V44H124V42H123V37H122V35L120 36V34L121 33H118V32H116L117 30H113L112 31V33L111 34H113V35H107L109 32L107 31V28H106V22L105 21H107V20H105V19H107L108 18V21H109V16H111L113 13V11H115V9L116 8H120V5H119V7H117V6H115V5H113V3L114 4H116L117 5V3L119 2H122L121 0L119 1V0H77ZM86 1V2H85ZM92 1H94L93 3H92ZM97 1V2H96ZM110 1H113V2H111L110 3ZM124 1H126V0H123V4L125 3ZM129 1V0H128ZM134 1H135V3H134ZM138 0H130V2L133 4H131L132 6H134V4H135V8L136 9H134V11H133V9L132 8H134V7H131L129 4V6H128V8L129 7H131V10L133 11V13H131V14H133V16L134 15H136L137 13H135L134 14V12H140L139 10H137V8H139L140 9V7H138L139 6V4H136V2H137ZM243 4H246V0H244V2L242 1V0H240ZM89 2L91 3L90 5H89ZM96 2V3H95ZM111 4V6H110V4ZM142 2V1H141ZM140 1L139 2H137V3H141ZM239 2V0H236V3H238ZM249 3H251L252 5H253V3H252V1L250 0V1H248ZM258 2V1H257ZM263 3V1H259L257 4H255L254 6H256L257 5V9L254 7V6H252V5H250L251 7H253L252 9H251V7L249 6L248 8H247V6H246V8L243 6V10H242V13H243V15L244 14H246L247 15V13H248V18L249 17H251V19H252V21H251V23L253 22V20H254V22L252 23V28H253V32H256V33H253V32H251L250 33V31H247V32H249L248 34L250 35L251 34V36H250V40H249V37H248V39H245L244 37H246L247 38V35H245L243 38H242V36L244 35V34H247L246 32H244V34H243V32L241 31L240 32V34L242 35H236V37L234 36V38H237V37H239V38H242V40H244V42L243 41H241V39H239V38H237V39H239V40H235V41H237V42H235L234 40H232V41H234V44L235 45H232L233 47H234V49L236 48V49H238L237 47H236V44L237 45H239L240 44V42H243L242 43V45L241 46H239V47H241L242 49H240V50H242L243 51V49L245 48V47H247V45L244 47V45L246 44L245 43V40H248L249 41V43H251L253 40H255V43H256V40L258 39V37H262L259 41H260V43L262 44V42L264 41V26H262V24L264 25V23H262V21L264 22V19L262 18V17H264V13H262V12H264V4H262ZM74 4H72V5H74L73 7H78V5H77V2H73ZM86 3H88L87 5H86ZM121 3V4H122ZM261 3V4H260ZM75 4L77 5V6H75ZM79 4V3H78ZM98 4V5H97ZM123 4L121 5V8H124V7H122L123 6ZM142 4H143V2H142ZM141 4V5H142ZM113 5V6H112ZM125 5V4H124ZM127 5V4H126ZM140 5V6H141ZM96 6H98V9H97V7ZM103 8H102V7ZM115 6V7H114ZM71 7V6H70ZM93 7V8H92ZM96 7V8H95ZM111 7H113V8H115L114 10H113V8H111ZM259 7V8H258ZM78 8V9H79ZM83 8V9H84ZM89 8H91V9H89ZM104 10V8H106L107 10H110V11H108V12H111L112 14L110 15V13H109V16L106 18V16L108 15L107 14V11L105 12V14H107V15H105V14H103V10ZM97 9V10H96ZM112 9V10H111ZM125 9H126V7H125ZM256 9V11H255V13H254V10ZM100 10H101V12H100ZM116 10H118V9H116ZM120 10V9H119ZM119 10L118 11H115V12H118V14L120 13L121 14V12H123V10H120V12H119ZM129 11V9H126L125 11ZM136 10V11H135ZM252 10V11H251ZM68 11V10H67ZM67 11H65L66 12V14H68V12ZM131 11V12H132ZM249 11H251V12H249ZM65 12H64V14L62 13V15H64V16H62V15H60V16H62V20H60V18H59V20H60V22H63V23H65L66 24V22H68V23H70V20H69V17H68V19H67V21H66V14H65ZM99 12H100V14H99ZM114 12V16L116 17L117 15H115L116 13ZM247 12V13H246ZM261 12V15H262V17L260 16V14L258 15V13H260ZM83 15H81V14ZM126 13V12H125ZM124 13V14H125ZM250 13L252 14V16H249L250 15ZM119 14V15H120ZM124 14H123V16H124ZM128 14H130V12L128 13ZM127 14V15H128ZM131 14L130 15H128V17H131ZM257 14V15H256ZM103 15V16H102ZM118 15V16H119ZM68 16H70L69 14H68ZM77 16H80V17H82V18H77ZM85 16H87L86 18H87V21L85 22ZM88 16H89V18H88ZM121 16V15H120ZM132 16V17H133ZM247 16H245L244 15V18H246ZM260 16V17H259ZM114 17V18H115ZM253 17V18H252ZM256 17H258L257 19H256ZM64 18H65V20H64ZM119 18V17H118ZM117 18V19H118ZM122 18V16L119 18L120 20H122L121 22H123L124 21V18L123 19H121ZM134 18H137V16L136 17H133V19ZM138 18H139V13H138ZM137 18V19H138ZM248 18H246L245 20H247ZM260 18V19H259ZM77 19V20H76ZM80 19H81V21L82 22H80ZM127 21L125 22V23H129V21H128V19H130V18H127V16H126V18H125ZM101 20H103V21H101ZM113 20V19H112ZM132 20V19H131ZM130 20V21H131ZM255 20H257V22L258 23H256V21ZM12 21V20H11ZM90 23H89V22ZM107 21V22H108ZM134 21V20H133ZM135 21H137L136 19H135ZM248 21H250V19L248 20ZM74 22V23H75ZM85 22V23H84ZM8 23V22H7ZM67 23V24H68ZM125 23H122V24H125ZM136 23V22H135ZM5 24V23H4ZM3 24V25H4ZM65 24H63L64 26V28H67V24H66V27H65ZM102 24V25H101ZM130 24V23H129ZM253 24H254V26H253ZM8 25V24H7ZM62 25V24H61ZM75 25V24H74ZM79 25H75L74 27L75 28H77ZM104 25V26H103ZM251 24H247L246 26H244V30L248 27V26H250ZM257 25V26H256ZM259 25V26H258ZM9 26V25H8ZM8 26L7 27H4L3 29L5 30V31H7L8 30ZM69 26V25H68ZM92 26V27H91ZM10 27H13V28H15L16 29V25H15V23H13L12 22V24L10 25ZM82 27V28H83ZM246 27V28H245ZM251 27H248L249 29H251ZM258 27H260V28H258ZM12 28V29H13ZM82 28H80L79 27V29L78 30H82V32L81 33H83V31H84V29H82ZM98 29V31L97 30H95V32H94V34H93V30L94 29ZM105 28V29H104ZM248 28L246 29V30H248ZM256 28V29H255ZM10 29V28H9ZM12 29L11 30H9L10 32L12 31ZM105 31H104V30ZM260 29V30H259ZM17 30V29H16ZM16 30H14L13 29V31H15L14 32V34H16ZM86 30V29H85ZM242 30H243V28H242ZM245 30V31H246ZM12 31V32H13ZM90 31L92 32V34L90 35ZM99 32V33H97V32ZM103 31V32H102ZM107 31V33H106V35H105V32ZM115 31V32H114ZM79 33H80V31H78ZM48 33H51L50 31H48ZM104 33V34H103ZM12 34V33H11ZM22 33H19V35H21ZM100 34V35H99ZM110 34V33H109ZM254 34H255V37H254ZM261 34V35H260ZM88 35V36H87ZM91 37H90V36ZM103 35V36H102ZM248 35V36H249ZM263 35V36H262ZM95 36V37H94ZM109 36H111V37H109ZM113 36V37H112ZM89 37V38H88ZM115 37V38H114ZM120 37H122V38H120ZM251 37H253V38H251ZM92 38H94L93 39V41H92ZM100 38V39H99ZM112 38H114V40L111 39ZM120 38V39H119ZM255 38V39H254ZM81 39H83V40H81ZM232 39H233V36H232ZM80 40H81V42H80ZM252 40V41H251ZM100 42L101 43V47H102V50L101 49H95V48H98V45H100V44H97V42ZM122 41V43H120ZM248 41H247V43H248ZM71 42V41H70ZM95 42V43H94ZM118 42V43H117ZM253 43V45H254V48H253V46H250L251 48H253V50H256L255 49V46H260V47H262L261 45H257L258 44V42L256 43V45L254 44V41L252 42ZM94 44H97V45H95L94 46ZM116 44H119V46L121 47V48H119V50H118V48H115V47H117V45ZM91 45H93V47L91 46ZM116 45V46H115ZM74 46H76V45H74ZM97 46V47H96ZM108 46H110V47H108ZM118 46V47H119ZM243 46V47H242ZM248 46V47H249ZM92 47V48H91ZM115 48L114 49V51L115 52H113L112 50H110L111 48ZM233 47H232V49H233ZM249 47V48H250ZM90 48V50H88ZM112 48V49H113ZM69 49V48H68ZM72 49H73V46H72ZM104 49V50H103ZM121 49H123V50H121ZM232 49H231V51H232ZM233 49V50H234ZM247 49V51L246 52H249L248 51V48H245L244 49V51ZM258 49H260V48H258ZM76 51H77V48L75 49ZM94 50H96V52H94ZM99 50V51H98ZM100 50H101V52H102V54H103V52H105L103 55L101 54V52H100ZM251 50V49H250ZM261 50V49H260ZM80 51V50H79ZM88 51H90V52H88ZM98 51V52H97ZM116 51H117V53H116ZM231 51L230 52H228L227 53V58H226V54L225 55H223V57H220V58H223L222 60L223 61H221V62H224V63H221L220 62V65H222V68L223 67H225V65H226V69H222L223 70V72L226 70V72H225V74L223 73V76H224V80H225V82H227L228 80V82L227 83H229V82H231L232 84L234 83L235 84V82H237V81H235L236 79L234 78V75H233V77L232 76H230V75H228V74H230V72H232V71H230L229 72V70H231V67L230 66H233L232 64H229L228 65V63L227 62H225V60L227 61H230L229 60V58L231 57V59H233V57H235V56H231L230 55V53H231ZM239 51V50H238ZM120 52V53H121ZM234 52H236L237 53V50H235V51H232V55H236ZM240 52V51H239ZM239 52H238V54H239ZM245 52V53H246ZM252 52V51H251ZM254 52V51H253ZM256 55H260V54H258V51L256 50ZM260 52V51H259ZM264 52V51H263ZM82 53V54H81ZM98 53H100L99 55H101V56H99L98 57ZM114 53H116L115 54V56L113 55ZM128 53H130V52H128ZM234 53V54H233ZM243 53V52H242ZM245 53H244V55H245ZM260 53H262V52H260ZM73 54H74V57H73ZM77 54H79V55H77ZM94 54V55H93ZM246 54H248V53H246ZM250 54H252V53H250ZM254 54V56L256 57V55H255V53H253ZM252 54V55H253ZM56 55V54H55ZM60 55V54H59ZM76 55V56H75ZM80 55H82V56H80ZM96 55V56H95ZM120 55H127V54H120ZM128 55H130V54H128ZM127 55V56H128ZM132 56H133V54H131ZM230 55V56H229ZM249 55V54H248ZM247 55V56H248ZM251 55V56H252ZM62 56V55H61ZM71 56H72V58H71ZM228 56H229V58H228ZM237 56V55H236ZM239 56H241V52H240V55ZM8 57V56H7ZM78 57V58H77ZM80 57V58H79ZM103 57V58H102ZM114 57H116V58H114ZM118 57H119V59H118ZM130 57V56H129ZM242 57V56H241ZM253 58V57H251V59H249V57L247 58L248 59V62H249V60H252V61H250L249 63L251 64H249L248 62H247V60L245 61V63L242 65L243 67H244V69H245V64H247L248 63V65H250V69H249V72L250 71H252V70H256V69H252V68H254V67H256L258 64L259 65H261V64H263V66H264V57L263 58H261L260 59V57H262V56H260L259 57V59L258 60H260V61H258V60H256L257 58ZM9 58V57H8ZM97 58V59H96ZM102 58V59H101ZM124 58V57H123ZM130 58H132V57H130ZM239 59V61H242V59L240 58V57H238ZM242 58H244V56L242 57ZM7 59V58H6ZM33 59V58H32ZM52 59V58H51ZM57 59H59V58H57ZM74 59H75V61H74ZM80 59V60H79ZM94 59V60H93ZM244 59H246V58H244ZM9 60H11V59H8V61ZM26 60H28V58L26 59ZM30 60V59H29ZM33 60H36V58H34ZM33 60H30L29 62H32ZM38 60V59H37ZM61 60H63V61H61ZM76 60L78 61V62H76ZM100 60V61H99ZM234 60V59H233ZM233 60H232V62L231 63H233ZM235 60L237 61V59L235 58ZM256 60L257 61V63L258 64H256V61L254 62V61ZM263 60V61H262ZM71 61V62H70ZM84 63H83V62ZM96 61L98 62V63H96ZM108 61V59L106 60V62ZM120 63H119V62ZM235 61V62H236ZM239 61H237L238 63H239ZM262 61V62H261ZM11 62H12V60H11ZM24 62V64L25 65H28V63L29 62H27L26 63V61L24 60L23 61ZM37 62H39V61H37ZM37 62H32V64L34 63L35 65H36V63ZM56 62H57V60H56ZM77 64H76V63ZM81 62H82V64H81ZM105 62V61H104ZM103 62V63H104ZM109 62H107V64H109ZM235 63V65L237 64V65H239V64H241V63ZM244 62V61H243ZM252 62H254L253 64H255L254 66H253V64H252ZM0 63V64H1ZM9 63H10V61H9ZM13 63V62H12ZM40 63V62H39ZM39 63H38V65H39ZM43 63H45V65H46V62H43ZM42 63V64H43ZM47 63H49V62H47ZM33 64V65H34ZM42 64H40V65H42ZM54 64H52L51 65V67H54ZM69 64V66H67ZM96 64V65H95ZM101 64V63H100ZM234 64V63H233ZM2 65V64H1ZM7 65H8V63H7ZM22 65H23V63H22ZM30 65H31V63H30ZM29 65V66H30ZM33 66L34 68H33V70L35 69V67L37 66ZM50 65V64H49ZM109 65V66H110ZM118 65L116 66L117 68H118ZM229 67H228V66ZM234 65V66H235ZM236 65V66H237ZM32 66V65H31ZM30 66V67H31ZM43 66H44V64H43ZM42 66V67H43ZM234 66H233V68H234ZM240 66V65H239ZM4 67H5V70L4 71H2L3 69H4ZM23 67H24V65H23ZM107 67H108V65H107ZM121 67H122V65H121ZM139 67V66H138ZM241 67V66H240ZM239 67V68H240ZM246 67H249V66H247L246 65ZM261 67H262V65H261ZM260 67V68H261ZM11 68V69H10ZM14 68H16V69H14ZM37 68V67H36ZM39 68V67H38ZM44 68V67H43ZM43 68H40V69H43ZM58 68V67H57ZM67 68V69H66ZM102 68V69H101ZM105 68H106V70H105ZM120 68V67H119ZM145 68V67H144ZM144 68H143V72L144 73H146V69L144 70ZM228 68V69H227ZM236 68V67H235ZM257 68V67H256ZM259 67H258V69H257V71H253V74L254 73H258L257 75L259 76V77H261V79L263 80H261V79H259V77H257L256 79L258 80L257 81V83L259 82V83H262L263 85H258L257 83V85L255 84V82H256V79L254 80V79H252L254 76H256L255 74L253 75L252 73V75H253V77L251 78L252 80H253V85H254V87L255 86H260V87H256L255 89H257V91L254 93L253 91H255V90H253L252 91V87H250V84H252L251 82L250 83H247L248 85L247 86H249V87H247L246 86V88H247V90H249V92H250V90L253 92V95L252 94H250V97H248L249 95H246V92H247V94H249L248 93V91H246V89L245 90H243V91H241L242 92V94L240 95V97L241 98H239V97H237V96H239V94L238 93H241L240 91L237 93V96H236V98L239 100V108H240V110H242L243 111V109H241V107L240 106H243L244 105V103H245V101H248L249 102V106H250V104H251V106H253L254 105V107H256V109L260 106V105H262V104H264V94H263V91H264V69L263 68H261L260 69ZM9 69H10V71H9ZM20 69H18V71L20 70ZM26 69H29V68H27V66H26ZM31 69H32V67H31ZM39 69V70H40ZM46 69H45V71H46ZM96 69V70H95ZM135 69H137V68H135ZM139 69H140V67H139ZM252 69V70H251ZM260 69V70H259ZM263 69V70H262ZM32 70V71H33ZM36 70V69H35ZM38 70V69H37ZM98 70H100L99 72H98ZM111 70H112V65H111ZM111 70H110V74H111ZM131 70H133V69H131ZM131 70H128V72L129 73H131ZM138 70V69H137ZM233 70V69H232ZM248 70V69H247ZM259 70V71H258ZM29 71V70H28ZM49 70H47V72H48ZM95 71V72H94ZM123 70H121V72H122ZM135 71V72H134ZM134 71H132V73L134 72L135 73V75H137V77H141L142 78V75H143V77L145 76V74L141 71V69L139 70V71H141V73H143V74H141L139 71H136V70H134ZM234 71H235V69H234ZM238 71V73H239V71H241V69H236V71L235 72H237ZM243 71V70H242ZM22 72H25L24 71V69L22 70ZM31 72V71H30ZM37 72V71H36ZM43 72H44V70H43ZM43 72L42 71H40V73L41 74H38V75H41L40 77H44L45 75H43ZM98 72V73H97ZM136 72H139V75L138 74H136ZM235 72L233 73V74H235ZM245 72H247V71H245ZM244 72V73H245ZM249 72H247L248 74H249ZM46 73V72H45ZM122 73H124V72H122ZM228 73V74H227ZM237 73V74H238ZM240 73H242V72H240ZM240 73H239V75H240ZM26 73H24V75H23V73H21V76L23 75V76H26L25 75ZM37 74V73H36ZM97 74H101L100 76H102V78H101V80H103V78L105 79L104 80V82H102L101 80L99 81L98 80V76L99 75H97ZM128 74V73H127ZM230 77H228L227 75ZM237 74H235L236 76H237ZM247 74V75H248ZM261 74V75H260ZM38 75H37V79H38ZM50 75V76H51ZM55 75H56V77L58 76V78H55ZM59 75H62L63 76V78H62V76H60V78H59ZM84 75V76H83ZM107 75H109V72H108V74ZM123 76H124V74H122ZM129 75V74H128ZM135 75L133 76L134 77V79L133 80H131V81H136L135 80ZM231 75H232V73H231ZM246 75V77H248ZM251 75V76H252ZM263 75V76H262ZM31 76H35V73H34V75L32 74V75H29V77H31ZM47 76V75H46ZM75 76V77H74ZM76 76H77V78H76ZM100 76H99V78H100ZM235 76V77H236ZM250 76V77H251ZM81 77V78H80ZM96 77V78H95ZM106 77V78H107ZM225 77H226V79H225ZM228 77V78H227ZM234 78L233 80L235 81V82H232V78ZM240 77H245V76H243V75H241ZM239 77V78H240ZM250 77H248L247 79H249ZM8 78V79H7ZM16 78V79H15ZM22 78V77H21ZM33 78V77H32ZM46 78V77H45ZM80 78V79H79ZM131 78V77H130ZM241 78V79H242ZM6 79V80H5ZM21 81H20V80ZM25 79V78H24ZM27 79V78H26ZM43 79V78H42ZM41 78H39L38 80H42ZM60 79V80H59ZM95 79V80H94ZM124 79V80H125ZM143 79V78H142ZM237 79H238V77H237ZM240 79V80H241ZM247 79H246V81H244V82H248L247 81ZM251 79L249 80V81H251ZM8 80H12V81H8ZM28 80V79H27ZM44 80V79H43ZM58 80H59V82H58ZM63 80V81H62ZM97 80V81H96ZM224 80L222 81V82H224ZM231 80V81H230ZM245 80V79H244ZM19 81V82H18ZM86 81H87V83H86ZM261 81V82H260ZM7 82V83H6ZM37 82V81H36ZM79 82V83H78ZM82 84H81V83ZM94 82V83H93ZM97 82L99 83L98 85H97ZM105 82H108L107 84H106V87H107V89L105 88V86L103 87V89H102V86H101V84L103 83V85H105ZM130 82V83H129ZM132 82V83H133ZM242 82H243V79H242ZM242 82L240 81L239 82V84L241 85V86H239V84H238V86L241 88V89H244L245 87L242 85ZM243 82V83H244ZM15 83V86L13 85ZM20 83H23L25 86L24 87H26L27 88V90L25 91V90H23L22 88H24V87H22V88H20V86H22V85H20ZM44 84V85H42V88H38L39 90H41V91H43V92H45L44 90H46V89H48V88H52V90H51V92H56V94H52L51 93V95L49 96V95H47V92L48 93H50V89H48V90H46L47 92H46V94H45V96H44V93H43V95H42V92L41 91H38L37 92V94L36 93H34V94H36L37 96H43V98H41V99H43L42 101H44V99H46L48 102L50 101H52L53 103H54V106L53 107H44V106H41V105H39V104H36V103H34V102H31L32 101V99H31V101H30V96L29 95H27V94H29L28 92H29V90L31 89H28V87L29 86H32L33 88H35L34 90H36V88L38 87V85H40V84ZM101 83V84H100ZM8 84V85H7ZM13 86H12V85ZM28 84V86H26ZM77 84L79 85V86H77ZM81 84V85H80ZM93 84V85H92ZM96 86H98V87H96ZM130 84V85H129ZM46 85V86H45ZM69 86V88H68V86ZM72 85H74V86H72ZM83 85V86H82ZM122 85V86H123ZM134 85V87L133 88H135V84L133 83L132 84V86ZM229 85V84H228ZM236 85V84H235ZM5 86V87H4ZM18 86V87H17ZM77 86V87H76ZM130 86V87H129ZM12 87V88H11ZM17 89H16V88ZM75 87V88H74ZM101 87V88H100ZM126 87H128V88H126ZM235 87V86H234ZM237 87V86H236ZM243 87V88H242ZM261 87L263 88L262 90H261ZM3 88V89H2ZM5 88V89H4ZM15 88V89H14ZM32 88V89H33ZM56 88H57V90H56ZM123 88V87H122ZM132 88V89H133ZM240 88H238V89H240ZM251 88V89H250ZM258 88L260 89V91L258 92ZM10 89V90H9ZM22 89V90H21ZM25 89V88H24ZM37 89V90H38ZM53 89L55 90V91H53ZM77 89V90H76ZM82 89V90H81ZM105 89V90H104ZM117 89V90H116ZM237 89V88H236ZM2 90H5V91H2ZM12 90V91H11ZM15 90V91H14ZM79 90V91H78ZM123 90V89H122ZM125 90H126V92H125ZM31 92H32V90H30ZM59 91V90H58ZM76 91H78V93H76ZM3 92V93H2ZM31 92H30V94H31ZM36 92V91H35ZM39 92H41V95H38V94H40ZM65 92V93H64ZM9 93V94H8ZM12 93V94H11ZM27 93V94H26ZM60 93H61V95H60ZM76 93V94H75ZM215 93V92H214ZM219 93V92H218ZM217 93V94H218ZM245 95H244V94ZM257 93H258V95H257ZM23 94H26V95H23ZM33 94V93H32ZM33 94V95H34ZM64 94V95H63ZM254 94H256V98L254 97L255 95ZM32 95V96H33ZM36 95H35V97H36ZM76 95H78V97H76ZM128 95V96H127ZM26 96V97H25ZM47 96H49L50 98H48ZM69 96H71V98L69 97ZM126 96H127V98H126ZM251 96L253 97V98H251ZM262 96V97H261ZM13 97V98H12ZM35 97H34V99H35ZM69 97V98H68ZM31 98H33V97H31ZM38 99H40L39 97H37ZM36 98V99H37ZM254 98H255V100L257 99V101H255L254 100ZM260 98V99H259ZM263 98V100L261 101V99ZM37 99V101L36 102H38V103H42V101H39ZM49 99V100H48ZM55 99V102L57 101V99L56 98H54ZM78 99V101H76ZM125 99V100H124ZM128 99H130V101H131V103L129 104V102L130 101H128ZM215 99V98H214ZM213 99V100H214ZM235 99V98H234ZM242 99V100H241ZM251 99H253V101L251 100ZM14 100V101H13ZM26 100H29V101H27L26 102ZM126 100L128 101V102H126ZM245 100V101H244ZM260 101V103L261 102H263L262 104H260L259 105V101ZM35 101V100H34ZM83 101H84V103H83ZM117 101V102H116ZM215 102H216V99L214 100ZM218 101V100H217ZM241 101H244V103L243 104H241L242 102ZM29 102V103H28ZM67 103V107L66 108H64L63 106H62V104L63 105H65L66 103ZM78 102H80V104L78 103ZM121 102H123V104H125L124 106H123V104L121 103ZM125 102V103H124ZM132 102H133V104H132ZM212 103H213V105H214V103L215 102H213V101H211ZM218 102H221V100L220 101H218ZM251 102V103H250ZM32 103V104H31ZM43 103H45V104H43V105H46L47 104V102L45 101V102H43ZM74 103H75V105H74ZM114 103V104H113ZM211 103V104H212ZM235 103H236V105L238 104L237 103V101H235ZM8 106H7V105ZM28 104V105H27ZM49 104L50 103H48V106H49ZM79 104V107L77 106ZM81 104H83V105H81ZM210 104V105H211ZM219 104H221V103H219ZM218 104V105H219ZM222 104H223V102H222ZM222 104L220 105L221 107H222ZM246 104H247V102H246ZM23 105V106H22ZM52 105V104H51ZM55 105H59L60 106V108L58 109L57 108V111L58 110H63V111H58V114L61 112H63L64 114H59V115H66V116H60L59 117V115H56L55 113L57 112L56 111V107H55ZM128 105V106H127ZM130 105H133L132 107H134V109L133 108H131V106ZM213 105H211L212 107H214ZM217 105V106H218ZM248 105V104H247ZM246 105V106H247ZM256 105V106H255ZM259 105V106H258ZM47 106V105H46ZM62 106V107H61ZM66 106V105H65ZM118 107V108H116V107ZM130 106V107H129ZM137 106H140V108L138 109V107ZM164 106H166V105H164ZM217 107L218 109L220 108L221 109V107ZM225 106V105H224ZM231 107L232 105H228V107ZM237 106V107H238ZM258 106V107H257ZM5 107V108H4ZM28 109H26V108ZM30 107V108H29ZM33 107V108H32ZM78 107V108H77ZM86 107V108H85ZM119 107H121V108H119ZM127 107H128V110L126 111V109H127ZM200 107V106H199ZM233 108L232 109H229L228 110V108L227 107H225V108H227V110L225 109V108H223L222 107V109L224 110V111H222V109H221V111H222V116L224 115H227L226 114V112L227 111H229V112H227L228 113V115H227V118L229 119V121L231 122H233L234 121V124H232V125H237V123H235V122H237V120H238V118H239V116L241 117V116H243L242 115V112L239 110V112H240V114H239V112H238V109H237V111H235L234 110V108H236L235 106H232ZM261 107H263V105L262 106H260V108ZM3 108V109H2ZM24 109V110H19V109ZM32 108V109H31ZM36 108V109H35ZM40 108V109H39ZM43 108V109H42ZM52 109L53 108V110H51V112H49V109ZM70 108V109H69ZM77 108V109H76ZM84 108V109H83ZM124 108H125V110H124ZM133 109L132 111H131V109ZM163 108H166V107H163ZM201 108V107H200ZM244 108V113H247L248 111H246L245 112V107H243ZM247 108V107H246ZM249 108V107H248ZM248 108H247V110H248ZM69 109V110H68ZM72 109V110H71ZM79 109V110H78ZM104 109V110H103ZM109 109V110H108ZM116 109V110H115ZM122 109V110H121ZM215 109V108H214ZM252 109V108H251ZM68 111L70 114H71V116H69L70 114H67V112H65V111ZM76 110V111H75ZM86 110V111H85ZM99 110V111H98ZM102 110V111H101ZM107 110V111H106ZM130 110V112H131V114L133 115H131L130 113H128L129 114V116L127 115V113H126V115H127V118L129 117L130 118V120H129V118H128V121L126 120H120L119 119V123H117L118 122V120H117V115H118V112H121V113H123L122 114V116H125L124 115V112H128ZM217 109H215V111H216ZM232 110H234L233 112H232ZM255 110V109H254ZM45 111V112H44ZM52 111H54L53 113H52ZM78 111V112H77ZM109 111V112H108ZM114 111V112H113ZM124 111V112H123ZM135 111V112H134ZM143 111V110H142ZM212 111H213V108H212ZM212 111H210V115L208 114V111H206L205 112V114H207V116L209 115V116H213V118H214V120H215V117L214 116H216L215 114H213L212 113ZM250 111V110H249ZM258 111H260L261 112V110H258ZM258 111H256V112H258ZM5 112V113H4ZM22 112H23V114H22ZM24 112H25V114H24ZM28 112V113H27ZM49 112V114H47V113ZM82 112V113H81ZM102 112V113H101ZM112 112V113H111ZM217 112V111H216ZM220 114H221V112L220 111H218ZM223 112L225 113V114H223ZM232 113V115H231V113ZM237 112V114H239L238 115V118L237 117H235V115H234V117H235V119L233 120V118H229V117H231V116H233V113L235 114ZM251 112H252V110H251ZM255 112V113H256ZM256 113V115H258V116H254V118H255V121H254V123H257L258 121V123L257 124H252V123H250V124H252L251 125V128L252 129H254L253 127H255V126H257L256 128H257V130L256 131H258L259 130V128L260 129H264V113L262 112V114L261 113ZM29 113H30V115H29ZM32 113V114H31ZM113 114V116L111 115V114ZM116 113V114H115ZM121 113H119V117L121 116ZM212 113V114H211ZM215 113V112H214ZM243 113V114H244ZM253 113V112H252ZM254 113V114H255ZM14 114H15V116H14ZM165 114V113H164ZM178 114V113H177ZM219 114V115H220ZM236 114V115H237ZM21 115V116H20ZM25 115H26V118H25ZM35 115V116H34ZM37 115V116H36ZM142 115H143V117H142ZM147 117H146V116ZM180 115V113L178 114V116ZM218 115V114H217ZM231 115V116H230ZM245 115V114H244ZM251 115V114H250ZM250 115H248V116H250ZM262 115V116H261ZM32 116V117H31ZM67 116H69L70 118H71V120H70V118L69 117H67ZM106 116V117H105ZM203 116H204V118H205V132H203V134L204 135H202V133L201 134H199V133H195L194 134V137H195V135H198V136H200V140H201V138H202V140L201 141H204V142H206L205 140H207L208 139V142H206V144L208 145V143H211L210 145L213 147H211V146H209V148L211 149V150H213L214 151V149L216 150L217 149V147H218V145L217 144H220L219 142H221L222 140H220L219 141V139L218 138H214V134L215 133H217V129H219V128H215L216 129V132H215V129H213L214 130V132L215 133H213V131L212 132H210L212 129H210L209 130V127L210 128H212L211 127V124H212V122H210L209 120L211 119V121H212V117H209V122L211 123L210 124V126L208 125V123L209 122H206L207 121V116L206 115H204V113H203ZM222 116H221V118H222ZM223 116V117H224ZM62 117V118H61ZM218 117V116H217ZM216 117V118H217ZM12 118V119H11ZM16 119V121H15V119ZM28 119L27 121L29 122V124H31L30 126L28 125V122L26 123V121H25V119ZM32 118H34V119H32ZM37 120H36V119ZM63 118H66V120H62ZM67 118H68V120H69V122H67L68 120H67ZM103 118V119H102ZM106 118V119H105ZM122 119H126V117H121ZM242 118V117H241ZM240 118V119H241ZM247 118V117H246ZM258 118H260V120H257ZM19 119V120H18ZM24 119V120H23ZM30 119V120H29ZM108 119V120H107ZM244 119H245V117H244ZM249 119H252V118H250L249 117ZM13 120V121H12ZM51 120V121H50ZM102 120V121H101ZM222 120H223V118H222ZM224 120H226V122L228 121L227 119H224ZM224 120H223V123H224ZM32 121V122H31ZM35 121V122H34ZM50 121V122H49ZM62 121V122H61ZM80 123H79V122ZM82 121V122H81ZM121 121L124 123V125L123 126H125L126 124V126L128 127L129 126V122L131 121L132 123H130V127H128L127 128V130H125V131H127V132H125V133H120V134H122V135H118L119 134V132H114L115 130H112V129H114V127H116V126H118V125H121V124H123V123H121ZM136 121V122H135ZM217 121H218V118H217ZM246 122L245 123H247L248 122V119L247 120H245ZM250 121V120H249ZM252 121V120H251ZM252 121V122H253ZM262 121H263V123H262ZM12 122V123H11ZM44 122V123H43ZM47 122H49L48 124L50 125V126H54V127H56L55 129H54V132H52L51 130V128L49 127V125H47ZM54 122V123H53ZM127 122V123H126ZM170 122H171V125H170ZM229 122V123H230ZM19 123V124H18ZM22 123V124H21ZM38 123V124H37ZM72 125H71V124ZM75 123V124H74ZM78 123V124H77ZM116 123V124H115ZM133 123H135V128L133 129ZM148 123V124H147ZM216 123V122H215ZM215 123H213V124H215ZM229 123H224V124H226V125H228L229 126V128L228 129H230V128H232L233 126H231V124H229ZM244 122H242V124H243ZM261 123V124H260ZM3 124V125H2ZM11 124V125H10ZM46 124V125H45ZM66 124V125H65ZM68 124H70V126L68 125ZM85 124V125H84ZM223 124V125H224ZM249 124V125H250ZM27 125V126H26ZM39 125V126H38ZM59 125V126H58ZM80 125V126H79ZM139 125V126H138ZM173 125V127H171ZM177 125V131H174V126H176ZM217 125H218V127H220L219 126V124L217 123V124H215V127H217ZM222 125V123H221V126H223ZM245 125V124H244ZM247 125V124H246ZM249 125H247V126H249ZM258 125L260 126L259 128H258ZM263 125V126H262ZM29 126V127H28ZM42 126V127H41ZM45 126V127H44ZM63 126V127H62ZM64 126L66 127V128H64ZM107 126V127H106ZM122 126V125H121ZM125 126V127H126ZM261 126H262V128H261ZM11 127V128H10ZM14 127V128H13ZM15 127H17L18 129H16ZM32 127V128H31ZM38 127V129H36ZM40 127V128H39ZM47 127V128H46ZM53 127V128H54ZM83 127V128H82ZM144 127V129H145V131H144V129H142ZM208 127V128H207ZM20 128V129H19ZM24 128V129H23ZM35 128V129H34ZM43 128V129H42ZM63 128V129H62ZM85 131H83L82 129ZM118 128H119V126H118ZM117 128V130H120V128L118 129ZM129 128H130V132H129ZM206 128H207V131H206ZM223 128L224 129H226L227 130V126L225 127V126H223ZM233 128H235V127H233ZM248 128V127H247ZM255 128V129H256ZM13 129V130H12ZM16 129V130H15ZM27 129V130H26ZM31 129H34V130H31ZM50 129V130H49ZM68 129H71L70 131H71V133H67L68 132ZM79 129H81V131L79 132V130L77 131V130ZM87 129V130H86ZM126 129V128H125ZM223 129V130H224ZM3 130V131H2ZM12 130V131H11ZM56 130V131H55ZM59 130V131H58ZM63 130H67V132L66 131H63ZM94 130V131H93ZM123 130V128H121V131ZM143 130V131H142ZM178 130H180L179 131V133H177L178 132ZM226 130H225V134L227 133L226 132ZM250 130V129H249ZM261 130V131H262ZM26 131V132H25ZM34 131V132H33ZM37 131V132H36ZM45 131H46V133H45ZM87 131V132H86ZM91 131V132H90ZM120 131V132H121ZM228 131V130H227ZM230 131H232L231 129L228 131V132H230ZM235 131L237 132V130L235 129ZM235 131H233V133L234 134H237ZM255 131V132H256ZM14 134H13V133ZM17 132V133H16ZM50 132V133H49ZM57 132L59 133V134H57ZM75 132H76V134H75ZM89 132H90V135H89ZM114 132V133H113ZM134 132V133H133ZM159 132V133H160ZM172 132V131H171ZM210 132V133H209ZM251 132V131H250ZM254 131L253 132H251V133H249L248 132V134H250V135H248V134H245L246 136L248 135V140H251V141H249V143H252V144H250V146H248V143H247V146L248 147H250V149L252 150H250L251 152H249V151H244L245 149H248L249 150V148L247 147H245V149L243 150L246 154H248V153H250V155L248 154V156H250V157H248L247 155H245V156H243L242 157V159H244L245 158V160L247 161H249V159H246V157H248V158H251L252 157V161H254L255 160V158H254V160H253V157H254V155H252V154H254V150H255V152L257 153V151H256V148L258 149V145H257V140L259 141V139L258 138H260V137H258V136H260V135H256L257 133H255ZM28 133V134H27ZM33 133H34V135H33ZM38 133V134H37ZM43 133V134H42ZM79 133V135H77ZM82 133H84V134H82ZM87 133V134H86ZM109 133V134H108ZM118 133V134H117ZM129 133V134H128ZM142 133H143V135H142ZM211 133H213L212 135H211ZM231 134V132L229 133V134H231L230 136H233L234 134ZM239 133V132H238ZM260 133V132H259ZM17 134V135H16ZM20 134V135H19ZM33 135V137H32V135ZM86 134V135H85ZM96 134V135H95ZM108 134V135H107ZM125 134V135H124ZM127 134V135H126ZM133 134H134V136H133ZM181 134V135H180ZM208 134V137H210V138H208L206 135ZM209 134L211 135V136H213L212 137V139H211V136H209ZM228 133H227V136L229 135ZM253 134V135H252ZM260 134H262V133H260ZM6 135V136H5ZM28 135V136H27ZM36 135V136H35ZM40 137V135H41V137H40V140H41V142H38L39 141V137ZM48 135V136H47ZM51 135V136H50ZM54 135H56V137H61V138H64V136L65 137H67V139L69 138V140H71L72 142H74L75 144V147H77L76 149H74L75 147H74V145H72L71 143V141H68L67 143L68 144H70V145H68L66 142V147H65V149L67 150V151H65V149H63L64 148V145H65V143H63L64 145H61L60 143H62V142H64V141H61L60 142V140H61V138L59 139L58 138V140L56 139L55 140V138H54ZM62 135V136H61ZM64 135V136H63ZM124 135V136H123ZM140 135V136H139ZM161 137V139H159L160 137ZM180 135V136H179ZM239 135H240V133H239ZM239 135L237 136V137H239ZM244 135V136H245ZM256 135V136H255ZM25 136V137H24ZM42 136H43V138H44V140L42 141ZM75 136V137H74ZM98 136V137H97ZM111 136V137H110ZM116 136V137H115ZM144 136V137H143ZM204 136V137H203ZM229 136V138H231ZM236 135H234V137H235ZM243 136V137H244ZM9 137V138H8ZM25 139H24V138ZM26 137H28V138H26ZM35 137H38V138H35ZM50 137V138H49ZM52 137V138H51ZM145 137H146V139H145ZM215 137H217V136H215ZM241 137V136H240ZM258 137V138H257ZM8 138V139H7ZM30 138V139H29ZM42 138V139H41ZM46 138V139H45ZM48 138V139H47ZM93 138V139H92ZM98 138V139H97ZM164 138L166 139V140H164ZM203 138H206V139H203ZM228 138V137H227ZM229 138H228V140H229ZM247 138H245V140H244V144H246V142H248V140L246 141V139ZM7 139V142L4 144V140H6ZM34 139V140H33ZM55 141H54V140ZM86 139V140H85ZM143 139H145L146 141L147 140H150V141H153V139H154V141H156V140H158V141H160L159 143H161V145H158L157 146V144H159V143H157L156 144V148L155 147H152V146H155V145H152V144H150L151 142H147V144H149L150 145V147L148 148V149H150V156L148 155L149 153V150L147 151H145V148L147 149V147H145V143H146V141H145V143L143 142ZM167 139H169V141L167 140ZM213 139H215V140H217L218 139V143L217 144H215V140H213ZM233 139H235V138H233ZM233 139H232V145L231 146H233L234 147V145L236 144V146L239 144V140H238V138H237V140L234 142V144H233ZM243 139V138H242ZM8 140H9V142H8ZM14 140V141H13ZM26 140V141H25ZM31 140V141H30ZM36 140H38L37 142H36ZM63 140V139H62ZM85 140V141H84ZM120 140V141H119ZM175 140V141H174ZM211 140V141H210ZM25 141V142H24ZM54 141L55 143L54 144H52V142ZM87 141V142H86ZM142 141V142H141ZM227 141V139H226V136H225V141H223V142H226ZM231 141V140H230ZM10 142H12V143H10ZM26 142H28V143H26ZM29 142H31V143H29ZM56 142H57V144H60V145H57L56 144ZM71 142V143H70ZM97 142V143H96ZM128 142V143H127ZM165 142H166V144H165ZM167 142H169L168 144H167ZM171 142H173V144L171 143ZM14 143V144H13ZM45 144V146L47 147H45V146H43L42 144ZM48 143V144H47ZM125 143V144H124ZM134 143V144H133ZM152 143H154V142H152ZM180 143V144H181ZM9 144H10V149H6L5 151H4V148H7V146L9 147ZM26 144V145H25ZM30 144V145H29ZM36 144V145H35ZM38 144H41V146H38L39 147V149H40V147H44L43 149H44V153L41 155V157H40V159H39V156H40V150H37L38 149V147H36ZM47 144V145H46ZM51 144L52 145H54V146H51ZM127 144V145H126ZM138 144V145H137ZM144 144V145H143ZM177 144V145H176ZM224 145H226V143H223ZM222 144V142H221V146L223 145ZM241 144V143H240ZM259 144V143H258ZM73 147H72V146ZM97 145L99 146V147H97ZM126 145V146H125ZM143 145V147H141ZM168 145V146H167ZM228 145H229V143L226 145L227 146V148H230V147H228ZM243 145V144H242ZM257 145V146H256ZM25 146V147H24ZM56 146V147H55ZM59 146V147H58ZM72 147L73 148V150H74V153L75 152H77V153H75L74 154V157H76V158H78L79 159V157H80V159L78 160V159H76V160H78L79 162H77L76 160V162L75 161H72V160H70L69 161V158L67 157V156H69L71 153H69L68 151H71L72 152V154H73V150H72V148H70L69 150H68V147ZM133 146V147H132ZM235 146V147H236ZM240 146V145H239ZM244 146H246V145H244ZM244 146H243V148H244ZM3 147V148H2ZM52 147L54 148V150L52 149ZM63 147V148H62ZM95 147V148H94ZM119 147V148H118ZM131 147V148H130ZM223 148H224V146H222ZM26 148V149H25ZM31 148V149H30ZM80 148V149H79ZM86 149V151H85V149ZM134 148V149H133ZM237 148H238V146H237ZM240 148V147H239ZM239 148H238V152H239ZM84 149V150H83ZM90 149V150H89ZM93 149V150H92ZM127 149V150H126ZM144 149V150H143ZM171 149V150H172ZM218 149H220V146H219V148ZM217 149V150H218ZM47 150L50 152V154H49V152H47ZM51 150V151H50ZM62 150H64V151H62ZM102 150V151H101ZM130 150V151H129ZM174 150V149H173ZM173 150H172V152H173ZM227 151L229 150V149H226ZM231 150H232V147H231ZM241 151H242V149H240ZM4 153H3V152ZM7 151V152H6ZM59 151V152H58ZM97 151V152H96ZM123 151V152H122ZM236 151V149H234V150H232V152L234 153ZM5 152H6V154H5ZM30 152V153H29ZM37 152V153H36ZM41 152H42V150H41ZM47 152V155H45V153ZM60 152L63 154V156H64V158L66 159V158H68V160L67 161H65V159L64 158H62V159H64V161H62V159L60 158L59 159V157L61 156L60 155ZM63 152H65V154L67 155L66 157H65V154L63 153ZM93 152H95V153H93ZM147 152V153H146ZM182 152V151H181ZM215 152V151H214ZM226 151H224V150H219V154H221L222 155V153H224L223 155L225 156L226 155V153H225ZM237 151H236V153L237 154H240L241 155V152H239L238 153ZM34 153V154H33ZM54 153H56V154H54ZM79 153H80V155H79ZM92 153H93V155H92ZM146 155H145V154ZM174 153V152H173ZM228 153V152H227ZM232 153V154H233ZM236 153L234 154V155H236ZM245 153H242L243 155L245 154ZM28 154V155H27ZM31 156H30V155ZM36 154V155H35ZM57 154H59V157L57 156ZM78 154V155H77ZM88 154H90V155H88ZM100 154V155H99ZM216 154H218V152L216 151ZM218 154V155H219ZM258 154V153H257ZM6 155V156H5ZM14 155V156H13ZM35 157H34V156ZM44 155L46 156V157H44ZM91 155L92 156H96V155H98V156H96L95 158L94 157H91ZM163 155V154H162ZM221 156V157H224V156ZM229 155H230V153H229ZM240 155H237L238 156V158L240 157V162H239V160H238V162L239 163H241V165H244V164H246V165H248L249 166V164L252 162H250L249 161V163L247 164V162L245 161V160H241V156ZM38 156V157H37ZM43 156V157H42ZM62 156V157H63ZM73 156V155H72ZM78 156V157H77ZM154 156V155H153ZM184 158H186L185 157V155L183 154L182 155ZM227 156V155H226ZM257 155L255 154V157H256ZM7 157H10V158H7ZM47 157H48V159H47ZM54 157V159L55 158H57L56 160H58L57 162H59V160H60V162L62 161V166L61 165H57V166H54L55 165V163L56 164H58L56 161H55V163H53L54 161L52 160V158ZM70 157V159H72V157H71V155L69 156ZM74 157H73V160H74ZM144 157H148L147 159H145ZM235 157V156H234ZM30 158H32V159H30ZM33 158H35L34 159V161H33ZM38 158V159H37ZM82 158V159H81ZM141 158V159H140ZM151 158V157H150ZM237 158V157H236ZM30 159V160H29ZM51 159V160H50ZM113 159V160H112ZM149 159V161H147ZM9 160H12V162L11 161H9ZM28 160V161H27ZM42 160V161H41ZM98 160V161H97ZM116 160V161H115ZM146 160V161H145ZM235 160V159H234ZM233 160V161H234ZM237 160H235L236 162H237ZM39 161H41V162H39ZM45 161V162H44ZM50 161H53L52 163V166L53 167H55V169L54 170H56L57 171V174L59 175V173H58V170H60L61 169V167H62V170L65 172V176L67 177H65V176H63L62 175V171L60 172V175H59V178L60 177H65V179H66V181L64 182V183H62V184H60L61 183V181L63 180L62 178V180L61 181H58L59 179L56 177V175H54L52 172V174L53 175H51V176H55L56 177V179L55 178H53V180L51 179H49V177L47 178L49 181H51V183L49 184V185H46V184H44V183H40L39 184V182H44V178L43 177H41V181L39 180V175H38V173H34L35 171H39V170H37L38 168H36V166L37 165H39L40 163H42V162H44V163H47V164H45V165H47V166H49L48 164H50ZM72 161V163L74 162V165H75V167L74 166H72L71 164H69V168H68V170H67V165L66 164H68L69 162H71ZM107 161V162H106ZM111 161L113 162V163H111ZM179 161V160H178ZM176 162L177 164V167L179 166L178 165V163H180V164H184V163H181V162ZM190 162V158L187 156V162ZM244 163V164H242V162ZM30 162V163H29ZM39 164H38V163ZM65 162H67L65 165H66V167L64 166V164L63 163H65ZM102 162H103V165L105 166L104 168L103 167H101L99 164H101L102 165ZM237 162V163H238ZM255 162V161H254ZM254 162H252V163H254ZM12 163V164H11ZM27 163V164H26ZM35 165H34V164ZM37 163V164H36ZM78 163H79V165H78ZM90 164V165H88V164ZM99 163V164H98ZM109 163H110V167H109ZM115 163H117L116 165H115ZM195 163V162H194ZM237 163H234V168L232 169V171L233 170H235L234 172H236L235 173V175L233 174V177L235 176V178H236V176H239L240 174H242L243 173V171L245 170H243V168H246L245 166H242V167H239V163L237 164ZM251 163V164H252ZM31 164V165H30ZM43 164V163H42ZM81 164V165H80ZM94 164H96V165H94ZM111 164H112V166H111ZM196 164H197V161H196ZM237 166H236V165ZM27 165L28 166H30V167H27ZM71 165V166H70ZM98 165H99V167H101V170H104V171H102L103 173H101V172H99L100 171V168L98 167ZM132 165V166H131ZM240 165V166H241ZM25 166V167H24ZM34 166V167H33ZM42 166V165H41ZM43 166H44V164H43ZM46 166V168H51L52 166H51V164H50V166L49 167H47ZM91 166L93 167L92 169L93 170H91ZM114 166H115V168H117V169H115L114 168ZM120 166V167H119ZM151 166V165H150ZM152 166H151V168H152ZM191 167V168H187L188 170H190L191 171V169L193 170V172H194V170H196V167L193 165V164H191V163H189V164H187V166H182V171L180 172V173H183L184 174V172H185V167ZM194 166V167H193ZM56 167L58 168V170L56 169ZM73 167H74V169H73ZM79 167V168H78ZM111 167H112V170H108V169H111ZM135 167V168H134ZM195 168V169H193V168ZM210 167V166H209ZM237 167H239V168H237ZM30 168V169H29ZM33 168H34V170H33ZM35 168H36V170H35ZM39 168H40V165H39ZM66 168V170L67 171H65L64 169ZM78 168V169H77ZM107 168V169H106ZM114 168V169H113ZM134 168V169H133ZM178 168H181L180 166L178 167ZM240 168H242L241 170H240ZM248 169H249V167H247ZM5 169V170H4ZM32 169V170H31ZM52 169L53 168H51V169H49V171H52ZM70 169V170H69ZM73 169V170H72ZM80 169V170H79ZM83 169H85V170H83ZM95 169H96V171H95ZM98 169V170H97ZM119 169V170H118ZM145 169V170H144ZM176 169V168H175ZM175 169H174V171H175ZM207 169V168H206ZM216 169V168H215ZM236 169H237V171H236ZM0 170V171H1ZM53 170V172H56V171H54ZM118 170V171H117ZM183 170H184V172H183ZM209 170V169H208ZM213 170V168H211V170H210V172L211 173H213L214 174V172L212 171ZM231 170V169H230ZM6 171V172H5ZM31 171H34V172H31ZM71 171V172H70ZM75 171V172H74ZM92 171V172H91ZM108 171V173H107V175H106V173L104 174V172H107ZM112 171H114V172H112ZM141 171V172H140ZM147 171V172H146ZM205 171V170H204ZM216 171H218L217 169H216ZM232 171H230V172H232ZM248 171V170H247ZM246 171V172H247ZM9 172V173H8ZM48 172V171H47ZM47 172H43V173H47ZM74 172V173H73ZM77 172V173H76ZM94 172V173H93ZM117 172V173H116ZM146 172V174L144 175L143 173H145ZM175 172H177V171H175ZM192 172V171H191ZM209 172V171H208ZM240 172V173H239ZM242 172V173H241ZM5 173V176L3 177V175L2 174H4ZM7 173V174H6ZM12 173V174H11ZM31 173V174H30ZM49 173V172H48ZM70 173V174H69ZM76 173V174H75ZM91 173V174H90ZM179 173V171L177 172V174ZM206 173V172H205ZM215 173H217V172H215ZM233 173V172H232ZM238 173V174H237ZM8 174H10V175H8ZM13 174H14V176H13ZM36 176H35V175ZM56 174V173H55ZM64 174V173H63ZM67 174H68V176H67ZM72 174V175H71ZM141 174V175H140ZM204 174V173H203ZM237 174V175H236ZM244 174H245V172H244ZM12 175V176H11ZM38 175V176H37ZM40 175H42L43 176V174L41 173ZM57 175V176H58ZM74 175V176H73ZM103 175V176H102ZM106 175V178H104V176ZM109 175V176H108ZM112 175V176H111ZM120 175H121V177H120ZM126 175V176H125ZM143 175H144V177H143ZM206 175V176H205ZM203 177L204 178H208L209 179V181H210V184H209V186H212V183L213 182H215V181H212L211 182V180H213L211 177H208L207 175L208 174H205ZM230 176H231V174H229ZM228 175V172H227V176H229ZM246 175V174H245ZM28 176V177H27ZM35 176V177H34ZM46 176H47V174H46ZM46 176H44V177H46ZM49 176V175H48ZM70 176V177H69ZM89 176V177H88ZM100 176V177H99ZM111 176V177H110ZM118 178H117V177ZM148 176V175H147ZM176 176V175H175ZM177 176H179V175H177ZM180 176H182V174H180ZM227 176H226V178H227ZM14 177V178H13ZM38 177V178H37ZM81 177V178H80ZM83 177H85V178H83ZM94 177V178H93ZM96 177V178H95ZM97 177H98V179H97ZM115 177L118 179L117 181H118V184H113V183H116L117 181H116V179H115ZM132 178V180H130V178ZM213 177H215V176H213ZM241 178H243V177H245V176H240ZM9 178H13V180L11 181V179H9ZM29 178V179H28ZM31 178V179H30ZM36 180H35V179ZM43 178V179H42ZM100 178V179H99ZM102 178V179H101ZM103 178L105 179L104 180V182H102L103 183V185H102V187L104 186V188H99V185H97L98 183H100L101 182V180L103 181ZM109 178H110V180H109ZM113 178L115 179V180H113ZM138 178H140V179H138ZM229 178H231V177H229ZM241 178H239V179H241ZM37 179H38V181L39 182H37ZM46 179V178H45ZM46 179V180H47ZM64 179V180H65ZM211 179V180H210ZM232 179V178H231ZM48 180H47V183H48ZM80 180V181H79ZM113 180V181H112ZM142 180V181H141ZM144 180V181H143ZM229 180L230 179H227V183H230L229 182ZM233 180V179H232ZM231 180V181H232ZM236 180H238V178H236ZM54 183H53V182ZM68 181V182H67ZM77 181V182H76ZM79 181V182H78ZM98 181V182H97ZM116 181V182H115ZM120 181V182H119ZM130 181V182H129ZM208 181V182H209ZM235 180H233L231 183H233ZM56 182H59V184H56ZM63 182V181H62ZM71 182V183H70ZM81 182V183H80ZM83 182V183H82ZM97 182V183H96ZM107 182V183H106ZM113 182V183H112ZM136 182V183H135ZM139 182H144L143 183V185H142V183L140 184ZM236 182V181H235ZM46 183V182H45ZM70 183V184H69ZM73 183V184H72ZM76 183H78V184H76ZM108 183H110V184H108ZM113 185H115V186H113ZM129 183V184H128ZM137 183H139L141 186H139V185H136ZM155 183V182H154ZM240 183V180H238V183H237V185ZM11 184V185H10ZM67 184V185H66ZM69 184V185H68ZM75 184V185H74ZM82 184V185H81ZM159 184V185H158ZM56 185V186H55ZM73 185H74V188H72V194L73 193H75V192H77L75 189H78L79 191H78V193L80 192V195H78L77 193H76V195L75 194H73V195H75L76 196V199H78V200H80V202L79 201H76L75 202V198H73V199H75L73 202H74V204L71 202L73 199H71V201H70V203H72L74 206H72V207H70L69 208V205H70V203H69V200H70V198H72L71 196H72V194H71V196H70V198H65L66 197V194H69L70 195V189H71V187H73ZM77 185L79 186V188L77 187ZM144 185H145V187H144ZM234 185H236L235 183L233 184V186ZM46 186V187H45ZM65 186V187H64ZM67 186L70 188L69 190L67 189ZM93 186H94V188H93ZM96 186V187H95ZM98 186V187H97ZM130 186H131V188H130ZM162 186V189H164V193H163V191H162V189L160 188ZM43 187H45V188H43ZM52 187V188H51ZM80 187H81V189H80ZM157 187V188H156ZM213 187V186H212ZM62 188V189H61ZM67 190H66V189ZM93 190H92V189ZM97 188H99V189H97ZM143 188H145V189H143ZM60 189H61V192H59L60 191ZM65 189V190H64ZM83 189V190H82ZM86 189L88 190V191H86ZM91 189V192L89 193V190ZM142 189V190H141ZM157 189H161L160 191L159 190H157ZM177 189V190H176ZM12 190V191H11ZM62 190H64V192H62ZM75 190V192H73ZM101 190V191H100ZM146 190H148V191H146ZM157 190V191H156ZM170 192L171 191H173V190H170V189H168ZM167 190V191H168ZM179 190V191H178ZM186 190V191H185ZM210 190V189H209ZM208 190V187H207V192L209 191ZM211 190H213L212 188H211ZM66 191H69V192H66ZM93 191H94V193H93ZM105 191V192H104ZM140 191V192H139ZM144 193V191H146L145 192V194H142V192ZM152 191V192H153ZM214 191V190H213ZM213 191H212V194H213ZM119 192V193H118ZM132 192V193H131ZM138 192V193H137ZM184 192H186V194H184ZM14 193V194H13ZM34 193V194H33ZM53 193V194H52ZM64 193H65V195H64ZM104 193V194H103ZM110 193H112V194H110ZM147 193V194H146ZM162 193H163V195H162ZM166 193H168V192H166ZM215 193V195H217L216 193V191L214 192ZM13 194V195H12ZM54 194H55V196H54ZM97 194V195H96ZM102 194V196H100ZM107 196H106V195ZM150 194V195H149ZM158 194V193H157ZM158 194V195H159ZM176 194V195H177ZM206 194H208L209 195V192L208 193H206ZM206 194H205V200H203V201H205V202H203L202 201V199L200 200V201H195V203L194 204H192L193 206H188L189 205V203H192L191 201H189V200H185L186 202H188L189 201V203H186L185 201H183L182 202V204L185 202V206H184V204H183V206H184V209H182L181 207H178L177 205H176V208L175 209H172V210H180V208L182 209V210H184L183 212L184 213H180L179 211V215L180 214H182V216H181V218L183 217V218H185L184 220H183V218H182V221H183V223L184 222H188L189 221V224L187 223V225H186V227L185 228H183V226L181 227V218L179 219V221L177 220H174L173 219V217L174 216H176V215H172L173 217L171 218L170 217V215H171V213L172 214H175L174 213V211L172 212V210L170 211V215H169V222H171V219H173L172 220V222L174 223L175 221L177 222V223H179L180 222V224H179V226H178V224H176L177 226H178V228L176 227V229H178L177 230V232H175V233H177V236H176V239H178L179 237L181 238L182 237V240H183V236L185 235V236H187V234H189L188 235V238L187 239H190L192 242H193V240H194V242H193V244H192V242H190V240H187L186 238H184V239H186L188 242H189V245H188V242L185 240H183L184 241V244L183 243H181V244H179V242L180 241H182L181 239L179 240V242H178V245H181L180 247H178L179 249H181V251H182V249L184 248V251H180L179 249H177L176 247L178 246L177 245V241L176 242H174L173 241V243H175V244H173V246L178 250V251H180V252H178L177 250H173V247H172V249H171V242H172V240H173V237H174V234H170L171 232H169V234L171 235V236H169V235H167L169 238L171 237V242H169V244L171 245L170 246V249H162V251L164 250H166L163 254H161L160 255V251H161V249L158 251L157 249H155L157 252H155V253H157V256L155 255V257H157V258H159V259H163V256L166 258V260H168L169 259V256L171 255L170 254V252H172V254L173 255H176L174 258H175V260L176 261H173V262H176L177 264L180 262H182L181 260L185 257V259H187V260H184L183 261V264H187V262H188V264H193L191 261H193L194 260V258L193 257H195L196 259V261H194V262H197L198 264H204V260H205V254H204V256H203V258L201 257V251H207V249L211 246V244H212V240H218L219 238H220V236H222V234H221V232L223 233L224 232V230H225V228L223 227V219L225 218L222 214H221V211H220V209L219 208H217L216 207V196L214 195V199H213V201H212V203H211V206H210V204L209 205H207L209 202L208 201H211V198H209V197H211V194L208 196H206ZM60 195V196H59ZM69 195H67V196H69ZM90 195H93V196H90ZM99 195V196H98ZM104 195H105V198L107 197L108 198V200L106 199V200H104L105 198H104ZM142 195H143V197H142ZM10 196V197H9ZM15 196L17 197V198H15ZM62 196L65 198H62ZM82 198H81V197ZM91 197V198H89V197ZM108 196H111L110 197V199H109V197ZM116 196V197H115ZM34 197V198H33ZM54 197V198H53ZM56 197H59L58 199L56 198ZM74 197V196H73ZM78 197H80V198H78ZM85 197V198H84ZM87 197H88V199H87ZM94 197H95V199H94ZM98 197H100V199L98 198ZM101 197H103V198H101ZM157 197L158 198H160V200L159 199H157ZM218 197V196H217ZM11 198V199H10ZM31 198V199H30ZM48 198V199H47ZM137 198H138V200H137ZM203 198V199H204ZM213 198V197H212ZM15 199H16V202H15ZM18 199V200H17ZM40 199V200H39ZM57 199V200H56ZM68 199V200H67ZM82 199V200H81ZM84 199V200H83ZM99 201H101V202H99ZM102 199V200H101ZM148 199V200H147ZM210 199V200H209ZM1 200V199H0ZM12 200V201H11ZM34 200H36V201H34ZM43 200V201H42ZM61 200H63V201H65L64 203H63V201H61ZM67 200V201H66ZM86 200V201H85ZM92 200V201H91ZM111 202H110V201ZM117 200H118V202H117ZM18 201V202H17ZM41 203H40V202ZM61 201V202H60ZM89 201V202H88ZM96 201V202H95ZM103 201H105V202H107V201H109L110 203H109V205L107 204V203H104ZM178 201V200H177ZM176 201V202H177ZM202 201V202H201ZM32 202H33V204H32ZM35 202V203H34ZM50 202V203H49ZM52 202V203H51ZM68 202V203H67ZM82 202H83V204H82ZM94 202V203H93ZM115 202V203H114ZM136 202H138V203H136ZM148 202V204L149 205H146V203ZM158 202V203H157ZM175 202V203H176ZM179 202V203H178ZM177 203H178V205L179 206H181L182 204L180 203L181 202V200H179ZM198 202L202 205V208H201V206H198L199 204H198ZM1 203V205H0V207H5L6 206V204H4L3 206H2V201L0 202ZM21 203V204H20ZM46 203V204H45ZM63 203V204H62ZM100 203L101 204H106V212H104V213H102V210H101V208H103V205H101L100 206ZM112 203H113V205H112ZM198 205H197V204ZM205 205V207H208V208H206L205 209V207H204V209H203V204ZM40 204V205H39ZM60 204L62 205V207H60ZM67 204H69V205H67ZM88 204V205H87ZM111 204V205H110ZM115 204H116V206H118V208H119V206H120V208H119V215H117V216H115L117 213H118V210L116 211V209H118V208H116L115 210H114V207H115ZM154 204V205H153ZM188 204V205H187ZM19 205V206H18ZM37 205V206H36ZM39 205V206H38ZM68 207H67V206ZM78 205V206H77ZM86 205V206H85ZM99 205V206H98ZM141 205V206H140ZM158 205V207H161V206H159ZM163 205V206H164ZM191 205V204H190ZM18 206V207H17ZM23 206V207H22ZM32 206H33V208H32ZM36 208H35V207ZM50 206V207H49ZM71 206V205H70ZM76 206V207H75ZM109 206V207H108ZM110 206H112L111 208H113V210L116 212V214H115V212L113 211V213L115 214H112L111 212V208H110ZM149 206H151L150 208H149ZM195 206V207H194ZM196 206H198V207H196ZM42 207V208H41ZM49 207V209H47ZM56 207V208H55ZM98 207H101L100 209L98 208ZM156 208H157V206H155ZM154 207V208H155ZM190 207H193V208H191V209H193L194 210V208H195V212L197 213V209L198 210H201V212L200 211H198V213L197 214H195V212H193L195 215H193V213H192V215H186V212H189V213H191V209H190ZM19 208V209H20ZM75 208V209H74ZM78 208H80V209H78ZM86 208V209H85ZM98 208V209H97ZM104 208V209H105ZM153 208V209H154ZM156 208L153 210V211H155L156 210ZM179 208V209H178ZM3 209H4V211H3ZM2 210H1V208H0V211H1V215L0 216H2V212L4 213L5 211H6V209L7 208H3ZM18 209V210H19ZM34 209V210H33ZM37 209H39V210H37ZM57 209H60V210H57ZM76 209H77V211H76ZM93 209V210H92ZM108 209H109V211H108ZM37 210V211H36ZM41 210V211H40ZM50 210V211H49ZM55 210V211H54ZM80 212H79V211ZM86 211V212H84V211ZM89 210V211H88ZM99 210L101 211V212H99ZM182 210H180L181 212H182ZM189 210V211H188ZM192 210V211H193ZM207 210V211H206ZM212 210V211H211ZM20 211V210H19ZM36 211V212H35ZM59 211H61V212H63V213H61V212H59ZM69 211H71L70 213H69ZM72 211L74 212V213H72ZM83 211V212H82ZM122 211V212H121ZM142 211V212H141ZM177 211H175L176 212V214H177ZM206 211V212H205ZM21 212V211H20ZM58 212V213H57ZM65 212V213H64ZM68 212V213H67ZM76 212V213H75ZM110 212V213H109ZM121 212V213H120ZM141 212V213H140ZM212 212H214L213 214H212ZM53 213V214H52ZM56 213V214H55ZM123 213V214H122ZM144 213V214H143ZM189 213H187V214H189ZM199 213H200V215H201V217H200V215H199ZM202 213V214H201ZM210 213L212 214V215H210ZM62 214V215H61ZM75 214V215H74ZM95 214V215H94ZM97 214V215H96ZM103 214V215H102ZM107 214V215H106ZM108 214H109V216H108ZM111 214L115 217H113V216H111ZM121 214V215H120ZM209 214V215H208ZM214 214H218V216H216V218L214 219H212V217H210V216H215ZM220 214V215H219ZM58 215V216H57ZM63 215L64 216H66V217H63ZM77 215V216H76ZM104 215H106V217L104 216ZM142 215V216H141ZM161 215V214H160ZM179 215H177L176 216V218H179ZM198 215H199V217H198ZM203 215V216H202ZM208 215V216H207ZM25 216V217H24ZM69 216V217H68ZM79 216V217H78ZM134 216V217H133ZM186 216V217H185ZM189 216V218H187ZM195 216V217H194ZM59 217H61V219L59 218ZM63 217V218H62ZM72 217V218H71ZM78 217V218H77ZM81 217H83V218H81ZM91 217L93 220L92 221H94V219H95V222L97 221L98 223L99 222H101V223H103L104 225H105V227H107V229L104 227V225L103 224H98L97 222H96V224L97 225H95V222L93 223V222H91V220H90V222H89V218ZM110 217V218H109ZM118 217V218H119ZM152 217V216H151ZM154 217V218H155ZM193 217V218H192ZM220 217V218H219ZM80 218V219H79ZM87 218V222H85V223H87V225L84 223V221H85V219ZM90 218V219H91ZM97 218V219H96ZM194 218H196V219H194ZM204 218V219H203ZM219 218V220H217V221H215L216 219H218ZM59 219H60V223H59ZM62 219H65V220H62ZM66 219H67V221H66ZM82 219H84V221L82 220ZM99 219H101V220H99ZM112 219H113V221H112ZM130 219V220H129ZM142 219V220H141ZM146 219V220H145ZM189 219V220H188ZM103 220H104V222H103ZM207 220V221H206ZM55 221H57L58 223H56ZM64 221V222H63ZM112 221V222H111ZM115 221V222H114ZM63 222V223H62ZM68 222V223H67ZM72 222V223H71ZM107 222H108V224H107ZM110 222V223H109ZM114 222V224H112ZM127 222V223H126ZM191 222V223H190ZM30 223V224H29ZM80 223V226H78V224ZM118 224H119V222H117ZM129 223V224H128ZM149 223V224H148ZM172 223V224H173ZM185 223V224H186ZM214 224V226H213V224ZM58 224V225H57ZM64 224V225H63ZM107 224V225H106ZM111 224V225H110ZM139 224V225H138ZM171 224V223H170ZM184 224V225H185ZM217 226H216V225ZM31 225V226H30ZM36 227V230H35V228H34V226ZM41 225V226H40ZM72 225V226H71ZM75 225V226H74ZM87 228L88 227V230L84 227V226ZM137 225H138V227H137ZM166 225H169V224H166ZM166 225H163L162 227H163V229L160 227V229L163 231L164 229H165V226ZM175 225V224H174ZM175 225V226H176ZM33 226V227H32ZM64 226H65V228H64ZM99 226H100V228H99ZM117 226V225H116ZM120 226V225H119ZM118 226V227H119ZM120 226V227H121ZM130 226V227H129ZM135 226V227H134ZM156 226V225H155ZM175 226L173 227V225H172V227L171 226H168V227H171V228H168L167 226V231L169 230V231H172V233H174L173 232V230L172 229H174L175 228ZM216 226V227H215ZM37 227H39V229L37 228ZM69 227V228H68ZM80 227V228H79ZM89 227H91V229H89ZM104 229H103V228ZM115 227V226H114ZM188 227H190V228H188ZM62 228H64V229H62ZM67 228V229H66ZM71 228V229H70ZM79 228V229H78ZM81 228H83V229H81ZM136 228H137V230H136ZM193 228V229H192ZM195 228V229H194ZM196 228H197V230H196ZM46 229H48V230H46ZM69 229V230H68ZM73 229V230H72ZM81 229V230H80ZM94 229H95V231H94ZM98 229V230H97ZM105 230V231H103V230ZM135 229V230H134ZM151 229H153V231H156L157 232V234H158V232H159V235H157L158 236V239H160L161 238V236H160V234L161 233H164V231L162 232L160 229H159V226H158V230H160V231H158V230H156L157 228L155 227V229L152 227ZM187 229V230H186ZM39 230L41 231L40 233H39ZM46 230V231H45ZM49 230L51 231V232H49ZM71 230V231H70ZM76 230H78V231H76ZM100 230H102V231H100ZM129 230H131L130 232H129ZM150 230V229H149ZM90 231V232H89ZM98 231V232H97ZM143 231H145V230H142L141 232H143ZM146 231H147V229H146ZM185 231V232H184ZM188 231H192L191 233L189 232L188 233ZM72 232V233H71ZM78 232V233H77ZM85 232V233H84ZM86 232L88 233V234H86ZM92 232V233H91ZM103 232V234H101ZM148 233H150L151 232V230H150V232L149 231H147ZM205 232V233H204ZM39 233V235H41V236H39V235H37ZM46 233V234H45ZM76 233V234H75ZM81 233V234H80ZM95 233H97V234H95ZM99 233V234H98ZM106 233V234H105ZM213 233H214V236H212L213 235ZM152 234V233H151ZM156 234V233H155ZM166 234H167V232H166ZM166 234H164V235H166ZM198 234V235H197ZM224 234V233H223ZM92 235V236H91ZM96 235V236H95ZM109 237H108V236ZM154 235V234H153ZM163 234H162V236L165 238H167V236H164ZM194 237H193V236ZM39 236V237H38ZM42 236H44V237H42ZM53 236H55V238L53 237ZM79 236H80V238H79ZM84 236L86 237V238H84ZM89 236V237H88ZM102 236V237H101ZM157 236H155V237H157ZM160 236V237H159ZM184 236V237H185ZM193 238H192V237ZM198 236V237H197ZM199 236H200V238H202V240L199 238ZM203 236V237H202ZM205 236V237H204ZM40 237H41V239L43 238V240H40L39 241V239H40ZM46 237V238H45ZM99 237H100V239H99ZM104 237H106V238H104ZM133 237V238H134ZM162 237V238H163ZM178 237V238H177ZM57 238V239H56ZM77 238V240H75L74 241V239H76ZM81 238H82V240H81ZM103 238V239H102ZM161 238V241H159L158 240V242H159V244H160V242H162V240L164 239H162ZM167 239V241H169L170 239ZM193 240H192V239ZM206 238H210L209 239V241H208V239H206ZM60 239V240H59ZM88 239H90V240H88ZM107 239V240H106ZM129 239H130V237H129ZM129 239H127L128 240V244H131L132 242H133V240H131V243H129ZM176 239H174V240H176ZM205 239V240H204ZM45 240H46V243H43V241L45 242ZM55 240H57V241H55ZM80 240H81V242H80ZM92 240H93V242L94 243H91L92 242ZM109 240V241H108ZM126 240V241H127ZM199 240H201V247H205V249H203V250H201V249H199V251L200 252H198L197 254L199 255H197V254H195V256H189L190 254H191V252L194 250L193 248H195V252L193 251V253H196L197 252V250H196V248L197 247H199L198 245L200 244V241ZM204 240V241H203ZM58 241H60L59 243H57V244H59V248H58V246H56V244L54 243V242H58ZM68 241H70V242H68ZM79 241V242H78ZM91 241V242H90ZM110 241H112V242H110ZM125 241V245L127 246L128 244H127V242ZM164 241L166 242V239H164L163 240V243H161L160 245L158 244V246H159V248L161 247L162 248V246L164 245V247L163 248H166L165 247V244L166 243H164ZM195 241H199V242H197V243H199V244H196V242ZM212 241V242H211ZM40 242H42L43 243V245H42V243H40ZM52 242V243H51ZM75 242V243H74ZM83 242V243H82ZM99 242V243H98ZM205 244V245H203L202 246V244L203 243ZM40 243V244H39ZM62 243H63V245H62ZM89 245L90 244V247L92 248V247H94V245H96L95 243H97V245L96 246H98V244H99V246L96 248V247H94V249L92 248V254L91 253H89V252H83V249L82 248H85V247H82V245L83 246H86L87 244ZM103 243V244H102ZM114 243V244H113ZM168 243V242H167ZM44 244H46L45 246H44ZM47 244H49V246L47 245ZM65 244H67V245H69V246H71V247H67V249H66V247L64 248V245ZM101 244V245H100ZM169 244H167L166 246L168 247L169 246ZM196 244V245H195ZM60 245H62V246H60ZM66 245V246H67ZM77 245V246H76ZM91 245H93V246H91ZM182 245H184V246H182ZM191 245H192V247H191ZM195 245V246H194ZM44 246V247H43ZM48 246V247H47ZM78 247V248H76V247ZM80 246V247H79ZM43 247V248H42ZM47 247V249L48 250H46L45 251V248ZM52 247H53V249H52ZM54 247H55V249H54ZM57 247V248H56ZM63 247V248H62ZM74 247V248H73ZM82 247V248H81ZM88 247V246H87ZM201 247H199V248H201ZM61 248V249H60ZM71 248V249H70ZM76 248V249H75ZM79 248H80V251H79ZM174 248V249H175ZM41 249V250H40ZM42 249H44V250H42ZM64 249V250H63ZM75 249V250H74ZM55 250H60L59 251V253L56 251L55 252ZM76 250H77V252L78 253H76ZM86 250L88 251V250H90L89 248H86ZM96 250H98V251H96ZM100 250H101V252H100ZM189 250H192L191 252H189L188 253V251ZM40 251H43V252H41L42 253V255H41V253L40 254H38ZM62 251V252H61ZM167 251H169V252H167ZM173 251H175L176 253L178 252V253H183V254H181V255H185V256H180V257H183L181 260H178V259H176L177 258V254L174 252L173 253ZM50 252V253H49ZM108 252H109V254H108ZM113 252V253H112ZM116 252V253H115ZM119 252V253H118ZM43 253H44V255H43ZM56 253H58V254H56ZM72 253V254H71ZM83 253V254H82ZM85 253V254H84ZM88 253V254H87ZM100 253V254H99ZM107 253V254H106ZM162 253V252H161ZM170 255H169V254ZM202 253H204V252H202ZM58 256L59 255V257H57L56 255ZM80 254H82V255H80ZM97 254H99V256H97ZM158 254L160 255L159 257H158ZM180 254H178V256L180 255ZM55 255V256H54ZM63 255H65V256H63ZM72 255V256H71ZM80 255V256H79ZM114 255V256H113ZM154 255L152 256V258H150V257H148V258H146L145 256H141V255H133L134 257H135V260L134 259H132L131 257L130 258H128V260L130 261V260H132V262H129V264H142L143 262V264H145V261H146V259L147 260H149V258H150V260H151V262H150V264H156V259H155V257H154ZM168 255V256H167ZM172 255V256H173ZM188 255V256H187ZM60 256H63V257H60ZM83 256H85V257H83ZM89 256V257H88ZM103 256V257H102ZM120 256V257H119ZM136 256H137V259H136ZM170 257V259L171 258H173V257ZM196 256H198V257H196ZM51 257H52V260H51ZM55 257H57L56 259H55ZM65 257H66V259H65ZM70 257V258H69ZM99 259H98V258ZM141 257V258H140ZM144 257V259L143 260H145V261H141V263H139L140 262V260L142 259ZM50 258V259H49ZM78 258V259H77ZM111 258H113V259H111ZM139 258V259H138ZM164 258V259H165ZM168 258V259H167ZM173 258V259H174ZM193 260H192V259ZM44 259V260H43ZM60 259H62V262H61V260ZM63 259H65V260H63ZM70 259H72V260H70ZM91 259V260H90ZM97 259V260H96ZM155 259V260H154ZM158 259V260H159ZM191 259V260H190ZM47 260V261H46ZM50 260V261H49ZM77 260V261H76ZM80 260V261H79ZM95 260H96V262H95ZM108 260V261H107ZM116 261V263H115V261ZM149 260V261H150ZM178 260V261H177ZM46 261V262H45ZM60 261V262H59ZM74 261V262H73ZM135 261V262H134ZM152 261H155V263H152ZM169 261V260H168ZM170 261H172V259L170 260ZM187 261V262H186ZM59 262V263H58ZM82 262V263H81ZM99 262V263H98ZM101 262V263H100ZM147 262V261H146ZM185 262V263H184ZM200 262V263H199ZM64 263V262H63ZM111 263V264H112ZM121 263V262H120ZM179 263V264H180ZM122 264V263H121ZM124 264V263H123ZM125 264H127V263H125ZM147 264V263H146ZM148 264H149V262H148ZM196 264V263H195Z\"/></svg>",
  "mask_w": 264,
  "mask_h": 264
}]
</instances>
